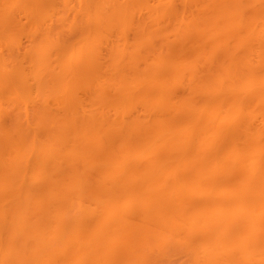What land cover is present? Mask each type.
Listing matches in <instances>:
<instances>
[{
  "label": "bare ground",
  "instance_id": "obj_1",
  "mask_svg": "<svg viewBox=\"0 0 264 264\" xmlns=\"http://www.w3.org/2000/svg\"><path fill=\"white\" fill-rule=\"evenodd\" d=\"M11 0H0V11H1V13H0V22L3 24L2 26H0L1 28L0 29H3V30H1L2 32L4 31V27H6V28H8V29H10V28H12V27H18L19 26V24H20V26L19 27H21V22H20V19H18L19 17L21 18L22 16H20L21 15V13H22V15H23V18L22 19H26L27 17L26 16H28L29 15V17L26 19L27 21H28V23H30V17H31V19H33V15H31V14H34L33 13V11H35V9H37L38 7H40L39 8V10H37V12H39L40 11V9H41V7L44 5V4H47L48 2H47V0H35V2H33L34 0H26L25 2H24V0H23V2H22V4L21 3H19V4H17L18 2H19V0L17 1V3H15V2H13V1H15V0H12L11 2H13V4L10 2ZM29 3H28V2ZM46 1V2H45ZM52 1V0H51ZM51 1H50V5L52 4L51 3ZM55 1V0H54ZM69 1V0H68ZM68 1H66V2H68ZM84 0H82V2H83ZM89 2V4H90V1L89 0H85V2H84V4L85 3H87L88 4V2ZM92 2H91V5H90V7L92 6V4H96V5H93L92 6V8L94 9V10H92V12L90 13V14H92V16L94 15L95 17L96 16H98L97 18H101V16H100V14L103 16V14H106V13H100V10H102V9H100L101 7H103L104 6V4H106V0L104 1L105 3H102V1L103 0H96L97 1V3H96V1L95 0H91ZM119 1V2H118ZM123 0H112L111 2H108L107 1V6L109 5V3H110V7H112L111 9H112V15H116V13L118 14V13H122L123 15H120V14H118V15H116V16H118V17H114L113 16V19H111L112 20V22H115V23H113V25L115 26L114 28L116 29V26L118 27V25H119V23L121 22H119L117 19H119L120 20V18L121 19H124V22L126 23V21L128 20V19H133V18H135V15L137 14L138 15V13H139V15L138 16H143L144 15V12H147V8H146V6L145 5H143L144 4V2H146V1H148V0H142V2H140L141 0H124L123 2H122ZM144 1V2H143ZM187 1H189V3H196V1L195 0H187ZM191 1V2H190ZM201 2L200 3H202L203 1L202 0H200ZM205 1V0H204ZM251 1V2H250ZM260 1V0H259ZM259 1H253V0H248V1H246V0H208V2L207 1H205V2H207V5L209 6H206V7H202V11H199V12H202L201 13V15L202 16H200L201 18L202 17H204L203 15H206L207 17H208V22H206L205 20L203 21V19L204 18H206V17H204V18H202V21L204 22V23H207V24H201L200 23V26H202V27H204V29L202 28H199V29H201V32L200 31H197V32H195L194 34H193V30L191 29V31L192 32H190L191 33V35L193 34L194 36H193V38L191 37V35L190 34H187L186 32L188 31L187 29H185V30H187L186 32H183L182 33V35H181V38L183 39H181V43H184V44H186L188 41H186V39H184V37L183 36H187L186 38H189V37H191V39H192V42L193 43H195V41H196V43H197V40H198V42L200 43V41L201 40H208V42L206 43L205 42V45L204 44H202V45H204V46H206V45H208L209 44V41L211 42L210 44H209V46L207 47L208 48V51H206V49H205V51H206V54H205V61L206 62H203L206 66H204V69H202V71H203V73L204 74H206L207 72V74H209V75H207L206 74V76L205 77H207V78H205L204 80H201V78L202 77H200L199 75H200V73H199V75H196L195 74V72L194 71H192V70H195V69H191L190 67H192V66H190V67H188L189 65H187V64H185V65H187V67H188V69L186 68V66L181 62H179L178 60V62H175V64L176 63H178L177 64V66H175V67H173V68H177V69H172L173 71V73H175L176 74V76H179V75H177L178 73H180L181 72V70L182 71H187V72H190V71H192V74H191V72L190 73H184L183 75H185L187 78H184V79H186V81H188L187 82V84L188 83H190V85H191V88L190 89H194L195 87H194V85H192L193 84V82L195 83L196 81H199L200 80V84L201 85H203V83H202V81L203 82H205V84H204V87L205 86H207L208 85V88L206 89V90H208L207 92H208V95H206V93L204 92L205 91V88H202L203 86H201V85H197L196 83H195V86L197 85L198 87L199 86H201V87H199V90H198V87H197V89L195 88V90H191V91H197V93H198V91H201L202 90V92L206 95H204V94H201L200 92V95H204L203 97L205 98H203L204 100H206V102L201 106L200 105V103H195V100H196V98L198 99V100H201L202 99V96L200 97V96H198L199 95V93L197 94V96H195L196 95V93H195V97H194V101H193V99L190 101V100H188V101H190V103H191V105H189L190 106V109L191 108H193V107H195V108H193L194 110L192 111V109L191 110H189L190 112H191V114H190V112L189 113H185V114H182V113H179V115H181V116H179L178 115V112H180V110H181V108H180V106H181V104H179L177 101L178 100H176L177 98H178V93H176L175 94V92H177V90L175 89V87H173L170 83H162V84H165V85H161V86H163L162 88H164V89H162V88H158L159 90H158V92L159 93H161L160 94V96L158 97V96H156V95H158V94H155V96H156V98L158 97L159 98V100L158 99H154V97L155 96H153V94L157 91V89H155L152 85L151 86H147L146 84H147V82H149V80H152L151 78H150V75L147 77V80L148 81H146V82H144V81H142V80H139V81H136L135 83H138V84H135L134 86H133V84L132 85H130V84H128V85H126L125 84V86L126 87H123V90H115V89H113V90H115V92L114 93H112V92H110V90H112V88L109 86V84H111L113 81L115 82L116 80L117 81H119L120 79V81H123V76H122V74H121V72H119L120 70H121V68H122V66H121V64H120V62H118L117 63V61H115L114 59L113 60H111V62H110V59H112V58H107L106 60L108 61V62H110V64L111 63H114V64H116L117 63V65L118 64H120V65H118V66H116V65H109L108 63H106V65H105V62H104V64H102V62H100V60L101 59H99L98 57V53H96V51H97V49L95 50V49H91L92 51H90L87 47H86V49H87V51L89 52V53H91V55H89V57L90 56H92V57H88L87 55L89 54L87 51H86V49H84V51H86V53H87V55H85L86 57H88L87 58V60H86V58H85V60H86V62L84 61V58L82 57V59L79 57V59L80 60H77L78 59V57L76 58V56L74 57V58H76V59H73V57H72V60H71V58L68 60V62H70V63H65V64H67V65H63L64 66V68L63 69H61V71H63L65 74H68L69 73V75H67V76H65L66 77V79H65V77H62L61 76V73L59 72H55L53 69L56 67H53V66H51L50 68L53 70V72H55V74H59L60 76H59V78H61V79H63L64 78V80L67 82H69V79H72V76H71V78H68L70 75H73L74 73L76 74V75H74V78L72 79V80H70V83H71V85H65L66 87H64V89L65 88H68L69 87V89H70V93L72 92V90H73V86H72V83H76V84H79V81H81L80 79H79V81H78V83L77 82H74V79H75V77H77V78H81V79H83V80H85L84 81V83H88L89 81V87L88 88H92L93 87V85H94V82H95V85L96 86H99L98 87V92H92L93 91V89H94V87H93V89H90V91L92 92H89V93H91V95H93L94 96V98L96 99L95 101L96 102H94V103H96V105H98L99 107H100V109H101V107L102 106H104V108L105 107H107L106 109H107V111H108V107H109V109H119L120 107H121V105H122V109L123 110H121V109H119V110H121V112L119 113V111H116L115 110V112H113L114 114H115V118H114V121L113 122H115V124L113 125V126H111V125H109V123L111 122L112 123V121H108L102 114V116L103 117H100L101 115L99 114V119H97V120H94V119H96L95 117H91L90 116V118H89V121L87 120V119H85V121H86V123H85V121H82V123L80 124V123H66V119H64L62 116L63 115H59L58 113H52V112H50L49 113V111L46 113L45 111V114H43V115H46V114H49V115H46V117H48L47 119H48V122H46L47 124H51V125H53L54 123H56V124H54L53 125V131H47V132H49V133H51L53 136H49L48 137V139H51L50 141H49V143H47V145H45V147L43 146V149L41 150V154H39V153H34L33 151L35 150V148H33V146H35V144L34 145H32V144H30L29 143V138H31L30 136H32V135H30V134H32V132H28L29 133V136L27 135L28 133H25V131L24 130H21L22 129V125L21 124H23L22 122H21V124H19V122H17L18 120L17 119H15L14 121H16V124H17V127H18V124H19V127L20 128H17L16 127V129L18 130V131H20L19 132V134H17V136H19V139L18 138H15L14 140L16 141V142H20V145L17 143L16 145H15V147H17V148H14V150H12L13 152H11V151H9V150H7V155H9L8 157H6V158H4V160L3 159H0V228H1V226H2V228L0 229V248H2V250H0V252H1V254L2 253H4V254H0L1 256L0 257H2V258H0L1 260H0V264H9V263H7V261H5V260H8V262H10L11 260H14L13 258H14V256H12L15 252H18V254L20 255V256H18L19 258H16L17 257V255L18 254H14V255H16V262L18 261L17 259H19V261L18 262H20L21 260H23L25 257H23L22 258V256L25 254H20V252L21 251H23V250H25V249H23V250H21L20 248L21 247H24V246H21L20 248H16L17 250H21L20 252L19 251H15V249L12 251V252H10V254H8V252H7V250L6 249H8L7 247H1L2 246V244H3V240L4 239H8L9 241H12V240H10V237H8L7 235H9V233H13L14 234V232H13V230L15 229L16 231H17V229H20L21 231H22V229H23V226H21L20 227V224L22 223L23 225L25 224V228H27L26 226H28V225H26V223L24 222L25 220H24V217H26L27 215H23V219L22 220H24L23 222L21 221V219L19 218V217H22V213H21V215L20 216H17L18 214H20V213H18L17 214V212H24V208L23 207H25V206H23L22 207V205H23V202H25V200L27 201V199H26V197H27V194L26 193H30V192H32L31 194H29L28 193V197L30 196V195H33L34 193H36L35 195H33V196H35L34 198H37V196H38V199L39 200H37V201H41L40 203H42L43 202V200H44V204H43V207L47 210H45V209H43L41 212H38L42 217H43V215L45 214V212H46V217L44 216L43 217V219H42V222L46 225V226H44V228L47 230V229H50V232L48 231L47 233L49 234V233H51V228H53V226H54V228L55 229H60V228H65L66 227V219L64 218V220H62L63 218V214H64V210H62V209H65L66 210V208H71L75 203H76V201H77V199L76 200H74L77 196H79V195H81L82 194V192L84 191V190H86L87 188H85V187H87V186H84L85 185V179L87 178V176H88V178L86 179V181H88V180H90V181H94V182H92V186L93 187H95L94 189L96 190V192H94V199L96 200V199H98V190H97V184L99 183H102V184H105L104 182H102V180H105V179H107L108 178V180H109V178H112L113 180L112 181H114V180H116L114 183H116V184H114L115 186H118L120 183L122 184V185H124V184H126V186H128L127 184V182L129 181L130 183L132 182V184H134V185H131L130 183V185L131 186H134L133 188V190H131L132 188L130 187V186H128L129 188H131L130 190L127 188L126 189V192H127V196H126V200H124V201H126V202H128L127 203V206H129V205H131V203L135 206V205H138L139 207L140 206H142V208H144V210L142 209H140V212H142L144 215H142V214H140V215H142L141 217H142V221L144 220L145 221V219L148 217V216H150V215H152L153 217H155V218H157V220L159 219V220H161L162 221V223L163 222H165V224L167 223V222H171V224H172V222H174L175 220H179L180 218H182V219H184V220H186V223H187V221L189 222L188 223V225H189V227L191 228V231H194V232H205V233H207V232H209V234L210 233H212V235L213 234H217L218 233V235L219 236H221V234H222V232H223V235H224V232H232L233 234H234V232H241V234L240 235H242V234H245V238H247L246 237V235L247 234H249L250 236H251V239L254 241L255 240V237L257 236V237H260V236H264V213H260L259 211L256 213L255 211H257L256 209H257V207H259L258 208V210L260 209V207H261V209L264 207V51H259L260 52V54L256 57L255 55H253L252 54V52H254L253 50H256V49H264V40H263V43H259V45L257 46V48H252L253 47V45H252V43L254 44V43H256V42H253L252 40H254V35H256L255 34V32L258 30V29H260V31L258 30V32L257 33H264V4H263V6H262V2H259ZM21 2V1H20ZM38 2V3H37ZM42 2H44V3H42ZM99 2V3H98ZM169 2V3H168ZM173 2V1H172ZM184 2V1H183ZM211 4H210V3ZM248 2H250L251 4H252V11H253V13L255 14V18L254 17H250V19L251 18H254V19H251V20H248V19H246L247 17H245V15H246V9H248V5H250V3H248ZM32 3H34L33 5V7H35V9L32 11V9H33V7H32ZM43 5H42V4ZM54 3V2H53ZM60 3V2H59ZM100 3H102V4H100ZM111 3H112V5H111ZM137 3V4H136ZM141 3H142V5H141ZM170 5H168V4ZM167 3L164 5L163 4V6L161 7L162 8V12H163V10H165L168 6V9H166L165 11H167L168 12V10H169V12L168 13H170L171 14V12H172V15H173V9H172V5H171V1L170 0H168L167 1ZM197 3L198 4H200L199 3V1H197ZM24 4V6H22ZM31 4V6H29V5ZM36 4L38 5V7H36ZM66 4V3H65ZM83 4V3H82ZM87 4H85V6L87 7V8H85L86 10H88L89 8H88V6H89V4H88V6H87ZM97 4L99 5V6H101L100 8H98V6H97ZM140 5V7H139V5ZM27 5V6H26ZM40 5H42V6H40ZM48 5H49V3H48ZM54 5V4H53ZM53 5H51V6H53ZM103 5V6H102ZM17 6V7H16ZM21 6V7H20ZM27 8H26V7ZM46 7H47V5H45ZM56 6V5H55ZM59 6H60V4H59ZM74 6V5H73ZM78 6V5H77ZM96 6H97V8L98 9H100L99 11H98V9L96 8ZM131 6V7H130ZM134 6V7H133ZM143 6L145 7V8H143ZM166 6V7H165ZM197 5H195L194 7H196ZM14 7V8H13ZM16 7V8H15ZM23 7H25V8H23ZM29 7V8H28ZM66 7L68 8V9H70V6L68 5H66ZM128 7H130V8H128ZM194 7H193V9H194ZM19 8H20V11H22L21 13H20V11H19ZM32 8V9H31ZM43 8V7H42ZM54 9H55V7H53ZM53 8H51V9H53ZM58 7H56V9L55 10H58L57 9ZM82 8H83V6H82ZM95 8L97 9L96 11H98L100 14H98L97 12H95ZM104 8H106V7H104ZM135 8H137V10L135 9ZM191 8V7H190ZM205 8V9H204ZM2 9V10H1ZM13 9H17L18 11H19V17H18V15L16 14V12H17V10H16V12H14L15 10H13ZM22 9H24V10H22ZM30 9V10H29ZM46 9V8H45ZM45 9L44 10H42L43 12H45L46 13V11H45ZM51 9H47V10H49V11H51ZM61 9V8H60ZM91 9V8H90ZM130 9L132 10V11H130ZM141 9V10H140ZM143 9V10H142ZM146 9V10H145ZM170 9H171V11H170ZM189 9V8H188ZM192 9V10H193ZM200 9V8H199ZM203 9H204V11H203ZM5 10H8L7 12H5ZM27 10V11H26ZM82 10V9H81ZM135 10V11H134ZM145 10V11H144ZM184 10H186V9H184ZM201 10V9H200ZM3 11V12H2ZM29 11V12H28ZM41 11V12H42ZM48 11V12H49ZM54 11V10H53ZM103 11H105V10H103ZM115 13H114V12ZM138 11H140V12H138ZM141 11H142V13H141ZM208 11H210V13L211 14H207L206 12H208ZM249 11V10H248ZM247 11V12H248ZM11 14H10V13ZM25 12H27V14L28 15H26L25 14ZM32 12V13H31ZM41 12H39V13H35L36 15H35V17L38 15V14H40L41 15ZM52 12V11H51ZM58 12V11H57ZM69 12V11H68ZM74 12V11H73ZM86 12V11H85ZM107 12V11H106ZM133 12V13H132ZM166 12V13H167ZM198 12V13H199ZM245 12V13H244ZM9 16H7L6 14ZM12 13H15L16 15H17V17H16V15H14L13 14V18H12ZM60 13V12H59ZM66 13V12H65ZM97 13V15H95V14ZM141 13V14H140ZM156 13V12H155ZM154 12L152 13V14H154L155 16H150L149 18L151 19V18H153V17H155L156 18V14H155ZM204 13H206V14H204ZM5 14V16H2V15H4ZM10 14V15H9ZM51 14V13H50ZM49 13H48V15H50ZM78 14H80V13H78ZM86 14V13H85ZM84 14V15H85ZM89 14V15H90ZM128 14H134V15H132V16H130L129 15V17L127 18V15ZM143 14V15H142ZM53 15H54V12H53ZM55 15H56V13H55ZM77 15V14H76ZM83 15V14H82ZM126 15V16H125ZM44 16V15H43ZM91 16V15H90ZM100 16V17H99ZM105 16V15H104ZM109 16V15H108ZM108 16H107V18H108ZM121 16V17H120ZM122 16H123V18H122ZM134 16V17H133ZM138 16H136V17H138ZM169 16V14L167 15V17ZM196 16H198V15H196ZM195 16V17H196ZM6 17V18H5ZM11 17V18H10ZM35 17H34V23H35ZM77 17V16H76ZM75 17V18H76ZM95 17H91L90 18V20H88L90 23H88L89 25H93V19L95 18ZM120 17V18H119ZM131 17V18H130ZM159 17V16H158ZM170 17V16H169ZM195 17H194V20H195ZM37 18V17H36ZM41 18H42V16H41ZM71 18V17H70ZM69 18V19H70ZM80 18V17H79ZM87 18V17H86ZM103 18V17H102ZM125 18H126V21H125ZM192 18V17H191ZM210 18V19H209ZM9 19V20H8ZM46 19H47V17H46ZM78 19V18H77ZM88 19H89V16H88ZM99 19H94V21L95 20H98V21H100ZM136 19V18H135ZM135 19H133V20H135ZM158 19V18H157ZM170 19V18H169ZM174 19V18H173ZM196 19H199V18H196ZM207 19V18H206ZM4 20V21H3ZM37 20H38V18H37ZM40 20V19H39ZM44 20V19H43ZM56 20V19H55ZM60 20V19H59ZM87 20V19H86ZM104 20V19H103ZM102 20V21H103ZM108 20V19H107ZM116 20V21H115ZM129 20V21H130ZM138 19H136V21H137ZM153 20H154V18H153ZM178 20V19H177ZM200 20V19H199ZM249 21V22H247V21ZM256 20V22H254ZM16 21V22H15ZM26 21V22H27ZM65 22H66V20H64ZM72 21V20H71ZM123 21V20H122ZM151 21V20H150ZM159 21V20H158ZM7 22V23H6ZM11 22H12V24H11ZM20 22V23H19ZM32 22V21H31ZM39 21H37V23H38ZM43 22V21H42ZM57 22V21H56ZM68 22V21H67ZM86 22V21H85ZM95 22H97V21H95ZM105 22V21H104ZM104 22L103 23H101V21H100V24H102V25H104ZM111 22V21H110ZM117 22V23H116ZM123 22V24L121 23L120 25H124L125 23ZM139 22V21H138ZM0 23V24H1ZM6 23V24H5ZM9 23V24H8ZM14 23V24H13ZM17 23V24H16ZM37 23H36V25H37ZM75 23H76V20H75ZM92 23V24H91ZM140 24H142L141 22H139ZM155 23H157V22H155ZM154 23V24H155ZM257 23H259L258 24V26H256V24ZM32 23H30V25H31ZM66 24V23H65ZM68 24H71V22L70 23H67L66 25H68ZM74 24V23H73ZM95 24V23H94ZM98 24V23H97ZM96 24V25H97ZM100 24H98L97 26H95L94 25V28L96 27H101V26H99ZM118 24V25H117ZM129 24V23H128ZM127 24V25H128ZM134 24H136L137 25V23H135V21H134ZM153 24V23H152ZM160 24V23H159ZM197 24V25H196ZM211 24V25H210ZM8 25V26H7ZM10 25V26H9ZM33 26H36V25H34V24H32ZM53 25H54V22H53ZM63 25H64V23L62 24V27H63ZM72 25V24H71ZM76 24H74L73 26H75ZM190 25V24H189ZM199 24L198 23H195V22H193L192 23V26L191 27H193L194 26V28L195 27H197ZM206 25V26H205ZM49 25H47V27H48ZM69 26V25H68ZM133 26H135V25H133ZM138 26V25H137ZM136 26V27H137ZM140 26V25H139ZM139 26H138V28H139ZM37 28L39 27V26H36ZM65 27V26H64ZM69 27H72V26H69ZM102 27H104V26H102ZM101 27V28H102ZM107 27V26H106ZM123 27H125V26H123ZM136 27H135V29H136ZM159 27V26H158ZM5 28V30H7ZM45 28V27H44ZM60 28V27H59ZM66 28V30H67V27H65ZM76 28V27H75ZM95 28V29H96ZM126 28V27H125ZM132 28H134V27H132ZM137 28V29H138ZM153 28H155V27H153ZM152 28V29H153ZM187 28V27H186ZM189 28V27H188ZM193 28V29H194ZM197 28V29H198ZM208 28L210 29L209 31L210 32H208L207 33V31H208ZM19 29V28H18ZM39 29V28H38ZM37 29V30H38ZM86 29V28H85ZM15 31H16V29H14ZM13 30V31H14ZM65 30V31H66ZM72 30H74V29H71V31ZM76 30V29H75ZM88 30V29H87ZM117 30V29H116ZM140 30V29H139ZM182 30V29H181ZM195 30V29H194ZM10 32H11V30H9ZM45 31V30H44ZM69 31V30H68ZM68 31H66V33H68ZM95 31H97V30H95ZM113 31V30H112ZM155 31V30H154ZM2 32H0L1 33V35L0 36H2V34L4 33H2ZM9 32V34L11 35V33ZM53 32V31H52ZM103 32V31H102ZM105 32V31H104ZM157 32V31H156ZM189 32V31H188ZM246 33V32H248L246 35L245 34H243V33ZM46 33V32H45ZM60 33H63L62 31H60ZM73 33V32H72ZM76 33V32H75ZM75 33H73V34H75ZM120 33V32H119ZM211 33V37H214L213 39H214V41L216 40V44H215V42L213 41V40H209L208 38H206V36L208 35V34H210ZM213 33V34H212ZM64 34V33H63ZM78 34H80V33H78ZM84 34V33H83ZM82 34V35H83ZM92 33L90 32V34H89V36L90 37H93L92 35H91ZM97 34V33H96ZM95 34V35H96ZM118 34V33H117ZM124 34V33H123ZM123 34H122V36H123ZM185 34V35H184ZM9 35V36H10ZM52 35V34H51ZM61 35V34H60ZM70 35H72L71 33H70ZM121 35V34H120ZM119 35V36H120ZM213 35V36H212ZM215 35V36H214ZM4 36H8V35H6V33L5 34H3V37ZM62 36V35H61ZM75 36H77L76 34H75ZM86 36V35H85ZM88 36V37H89ZM102 36V35H101ZM259 36V35H258ZM3 37L1 38V39H3ZM79 37V36H78ZM103 37V36H102ZM118 37V36H117ZM121 37V36H120ZM209 37V36H208ZM218 37V38H217ZM13 38V37H12ZM48 38V37H47ZM73 38V37H72ZM74 38H76V37H74ZM119 38V37H118ZM122 38V37H121ZM121 38H119V39H121ZM204 38V39H203ZM222 38H224V39H222ZM226 38V39H225ZM227 38L228 39H232V40H234L235 41V45L237 46V44L239 45V46H234V47H236V48H234L235 50L238 48V51H239V49L240 50H242L241 52H239V53H241L239 56L237 55V54H239L238 52H236L235 53V50H234V53L232 52V47H229V46H227V47H229V48H227L226 49V46L224 45V42L227 40ZM256 38V37H255ZM259 38H262V37H259ZM7 39H10V38H8L7 37ZM78 39V38H77ZM88 39V38H87ZM90 39V38H89ZM87 40V41H90V40H92V39H90V40ZM104 39V38H103ZM106 39H108V38H106ZM125 39H127V38H125ZM194 39V40H193ZM219 39H221V41L219 40ZM258 39V38H257ZM10 40H12V39H10ZM13 40H14V38H13ZM34 40V39H33ZM70 40H72V39H70ZM76 40V39H75ZM101 40V39H100ZM99 40V41H100ZM122 40V39H121ZM123 40H124V38H123ZM146 40V39H145ZM184 40L186 41V42H184ZM200 40V41H199ZM223 40V41H222ZM1 41V40H0ZM9 41V40H8ZM32 41V40H31ZM41 41V40H40ZM43 41V40H42ZM85 41H86V39H85ZM98 41V40H97ZM213 41V42H212ZM219 41V42H218ZM255 41V40H254ZM5 43V40L3 39L2 41H1V43ZM46 42V41H45ZM55 42V41H54ZM92 43L94 42V41H91ZM102 42V41H101ZM101 42H99V43H101ZM227 42V41H226ZM252 42V43H251ZM0 43V44H1ZM2 43V44H3ZM33 43V42H32ZM49 43V42H48ZM63 43V42H62ZM66 43V42H65ZM69 43V42H68ZM68 43H66L67 45H69ZM76 43V42H75ZM84 43V42H83ZM90 42H88V44H89ZM109 43V42H108ZM116 44H117V42H115ZM237 43V44H236ZM37 44V43H36ZM54 45L56 44V43H53ZM58 44V43H57ZM61 44V43H60ZM70 44H71V42H70ZM82 44V43H81ZM91 44V43H90ZM112 44V43H111ZM111 44H110V47H111ZM189 44V43H188ZM198 44V43H197ZM212 44V45H211ZM223 44V45H222ZM230 44V43H229ZM233 44H234V42H233ZM72 45V44H71ZM75 45V44H74ZM103 44H101V46H102ZM211 45V46H210ZM214 45V46H213ZM221 46V47H219V46ZM231 45V44H230ZM46 46L47 45H45V48H46ZM49 46H50V44H49ZM48 46V47H49ZM85 46H86V44H85ZM87 46H90V45H87ZM93 46H94V44H93ZM96 46V45H95ZM105 46V45H104ZM223 46H225L223 49H222V47ZM44 47V46H43ZM48 47H47V49H48ZM52 47H53V45H52ZM62 47H63V44H62ZM62 47H60V48H62ZM68 47V46H67ZM103 47V46H102ZM106 47H109V46H107L106 45ZM113 47H115V45H113ZM168 47V46H167ZM210 47V48H209ZM34 48V47H33ZM36 48V47H35ZM59 48V47H58ZM64 48H65V46H64ZM78 48H79V46H78ZM91 48V47H90ZM95 48V47H94ZM136 48V47H135ZM169 48H170V46H169ZM171 48H172V46H171ZM52 50V56H51V50ZM50 49H48V51L47 50H45L47 53H48V55H49V57L51 56V58H53V60L51 59V58H49L48 56H47V54H45L46 52H44V50H43V56L41 55V52L38 54V60L40 61V58L42 59L43 57H44V54L47 56V59H46V56L44 57V61L46 62V60L47 61H52V65H55L54 63H56V61L58 62V60H57V58H59V57H57L58 56V53H60L61 52V50H57L56 51V49H52V48H50ZM113 49H115V50H117L116 48H113ZM166 49V48H165ZM182 49H184L185 50V47L183 48V46H182ZM181 49V50H182ZM230 49V50H229ZM253 49V50H252ZM35 50V49H34ZM64 50V49H63ZM66 50L67 49H65L64 50V52H62V55L63 56H61V54H60V57H64L65 55H64V53L66 52ZM78 51H79V49H77ZM119 50H120V48H119ZM119 50H118V52H119ZM130 50V49H129ZM134 50V49H133ZM168 50H171V49H168ZM184 50H182V51H184ZM223 50H225V52L224 53H222L223 55H224V57H223V60H225V61H223V63L220 65L221 67L220 68H222V69H218L219 70V73L217 74V71L215 72L214 71V68L212 67L215 63H214V59H213V56H215L216 55V52L218 53V51H219V53H221V52H223ZM227 50H228V52L229 53H227ZM33 51V50H32ZM37 51V50H36ZM53 51H55L57 54L56 55H54L53 53H55V52H53ZM58 51H60V52H58ZM71 51H73V49H71ZM76 51V50H75ZM124 53H126V50L124 49ZM137 52H138V50H136ZM182 51H181V53H182ZM197 51H199L198 49H197ZM221 51V52H220ZM81 52V50L79 51V52H77L76 54H78V53H80ZM98 52V51H97ZM110 52V51H109ZM112 52L113 53H116V52H114V50H112ZM121 53H122V49H121V51H120ZM199 52H201V51H199ZM203 52V51H202ZM68 53H70V51H68ZM73 52H71L70 54H72ZM75 53V52H74ZM94 53V54H93ZM97 55H96V54ZM99 53H100V51H99ZM130 53V52H129ZM133 53V52H132ZM214 53H215V55H214ZM254 53H258V52H254ZM69 54V55H70ZM112 54V53H111ZM111 54H109V56L111 57V56H113V55H111ZM120 54V53H119ZM126 54H128V51H127V53ZM131 54V53H130ZM137 54V53H136ZM222 54H219V55H222ZM36 55V54H35ZM54 55V56H53ZM69 55H67V56H69ZM81 55V54H80ZM80 55H78V56H80ZM96 55V56H95ZM122 55H124V54H122ZM140 55V54H139ZM195 55V54H194ZM200 55V54H199ZM222 55V56H223ZM225 55H226V59H224L225 58ZM41 56V57H40ZM72 56V55H71ZM74 56V55H73ZM95 56V57H94ZM120 56V55H119ZM252 56L253 57H256L258 60H257V62L256 63H254V64H252L251 63V61H252ZM97 57V58H96ZM127 56H125V58H126ZM130 57H132V55L130 56ZM200 57H201V55H200ZM203 57V56H202ZM30 58V57H29ZM31 58H33L32 57V55H31ZM93 58H94V60H93ZM102 58V57H101ZM123 59H124V57H122ZM135 58H136V55H135ZM143 58V57H142ZM141 58V60H140V62L141 61H143V59ZM165 58V57H164ZM163 58V59H164ZM182 58H183V56H182ZM215 58V57H214ZM218 58V57H217ZM221 58V57H220ZM28 59V58H27ZM36 59V58H35ZM46 59V60H45ZM65 59V58H64ZM63 58L60 60V61H62V64H63V60H64ZM68 59V58H67ZM89 59H90V61H92V63H89L90 61H89ZM92 59V60H91ZM136 59H138V58H136ZM198 59H199V57H198ZM219 59V58H218ZM75 61V62H77L76 64H75V66L73 65V62L72 61ZM102 60H103V58H102ZM106 60H104V61H106ZM122 60V59H121ZM125 60H127V58L125 59ZM129 60H130V58H129ZM132 60H134L133 59V57H132ZM146 60V59H145ZM144 60V61H145ZM154 60V59H153ZM186 60V59H185ZM200 60V59H199ZM221 60H222V58L220 59V61L219 60H217V62L219 61L220 63H221ZM29 61L30 60H28L27 61V63L29 64ZM43 60H42V62L41 63H39V62H37V63H39V64H37V65H39L38 66V68H37V66L35 65V70L37 69L38 71H39V73H43V70L42 69H44L45 70V68L46 67H42V63L44 62ZM50 61H49V63L48 62H46V63H48L49 65H51L50 64ZM106 61V62H107ZM128 61V60H127ZM126 61V62H127ZM136 61V60H135ZM138 61H139V59H138ZM143 61V62H144ZM156 61H157V59H156ZM161 61H162V59H161ZM165 61V60H164ZM181 61V60H180ZM188 62H189V60H187ZM192 61V60H191ZM74 62V63H75ZM84 62H85V64L88 62V64H86V65H88L87 67H89V65L90 66H92V67H94L95 66V64H97V66H95V68L93 69L92 67H90L89 69H87L86 68V66H84ZM116 62V63H115ZM132 62V61H131ZM142 62V63H143ZM160 62V61H159ZM192 62H195V61H192ZM200 62V61H199ZM93 63H95L94 65H93ZM128 63V62H127ZM127 63H125V65L127 64ZM149 63V62H148ZM165 63V62H164ZM190 63V62H189ZM203 63H199V64H202L203 65ZM27 64V65H28ZM33 64V63H32ZM40 64H41V66H40ZM45 64V63H44ZM43 64V65H44ZM70 64H71V66H70ZM92 64V65H91ZM152 64V66H153V63H151ZM155 64V63H154ZM183 66H185L184 67V69H186V70H183L182 69V65ZM59 65V64H58ZM72 65H73V67L74 68H76V69H74L73 67H72ZM165 64H163V66H164ZM218 65H219V63H218ZM33 66V65H32ZM45 66H47V64H45ZM60 66V65H59ZM70 66V67H69ZM108 66H115L116 68H112V67H108ZM162 66V67H163ZM30 67V66H29ZM49 66H47V68H48ZM67 67L70 69L71 68V71L73 70V73H70L69 71L67 72L66 70H67ZM151 67V65L149 64V66L147 67L148 68V71H149V69H152V67ZM197 67H199V66H197ZM206 67V68H205ZM215 67V66H214ZM31 68V67H30ZM66 68V70H64ZM73 68V69H72ZM108 68V69H107ZM123 68H125V67H123ZM158 68V67H157ZM164 68V67H163ZM166 68V67H165ZM191 70H190V69ZM193 68V67H192ZM195 68V67H194ZM203 68V67H202ZM216 68H217V66H216ZM216 68H215V70H216ZM219 68V67H218ZM244 68V69H243ZM28 69V68H27ZM33 69V68H32ZM49 69V68H48ZM47 69V70H48ZM57 69V68H56ZM55 69V70H56ZM105 69H106V71H105ZM112 69V70H111ZM135 69H138V67L136 68L135 67ZM179 69H180V72H178V73H176L177 71H179ZM240 69H242L244 72H240V75H241V77H242V74H244V73H246L245 74V77H246V79L248 80V81H250V85H249V87H243V84H245V83H247V82H245V83H242V81H243V79L241 78V77H238V74H239V71H240ZM1 70V69H0ZM26 70V69H25ZM25 70H24V72H25ZM29 70V69H28ZM36 70V72H38ZM59 70V69H58ZM75 70V71H74ZM77 70V71H76ZM90 70V71H89ZM92 70V71H91ZM111 70V71H110ZM116 70V71H115ZM154 70H156V68L154 69ZM166 70V69H165ZM190 70V71H189ZM197 68H196V73H197ZM201 70V69H200ZM239 70V71H238ZM258 70V71H257ZM259 70H260V73H259ZM2 71V70H1ZM31 71V70H30ZM50 71V72H49ZM49 71H45L46 72V76H47V78H50V83H52L51 81H52V79H53V77H54V74H53V72L49 69ZM57 71V70H56ZM108 71V72H107ZM110 71V72H109ZM113 71V72H112ZM115 71V72H114ZM124 71V70H123ZM147 71V72H148ZM160 71V72H159ZM159 73H162L163 71H164V69L163 70H160L159 69ZM22 72V71H21ZM32 73L31 74H33L34 72L33 71H31ZM52 72V73H51ZM67 72V73H66ZM79 72V74H77ZM82 72V73H81ZM93 72V73H92ZM118 72V73H117ZM157 72V71H156ZM155 72V73H156ZM158 72L156 73V74H158ZM166 72L167 71H165V72H163L162 74H160L161 76H162V81H164V77H165V79H168V78H166V77H168L167 76V74H168V72H167V74H166ZM193 72H194V75H193ZM210 72V73H209ZM212 72H214V73H212ZM254 72H257L258 74H256V73H254ZM29 73V72H28ZM85 73H86V75H85ZM91 75H90V74ZM97 73V74H96ZM103 73H104V76H103ZM108 73H110V74H108ZM114 73H116V74H114ZM152 73V72H151ZM242 73V74H241ZM254 73V74H253ZM5 74V73H4ZM30 74V73H29ZM48 74H49V76H48ZM57 74V75H58ZM63 74V73H62ZM81 74H83V75H81ZM94 74V75H93ZM108 74V75H107ZM114 74V75H113ZM156 74H153V77H154V75L156 76ZM175 74H173V79H171L172 81L174 80L175 82H177V84L180 82V81H178L179 79L181 80V79H183V76H182V78H181V76H180V78H178V80L177 79H175L176 77H175ZM189 74V75H188ZM1 75V74H0ZM34 75V74H33ZM43 75V74H42ZM51 75V76H50ZM52 75H53V77H52ZM78 75H79V77H78ZM146 75H148V74H146ZM180 75H182V73L180 74ZM190 75L191 76H193L194 77V79H196L195 81H193V82H190V81H192V79H193V77L191 78L190 77ZM221 75V77H219V78H217V76H220ZM2 76V75H1ZM6 76H7V74H6ZM44 76V75H43ZM88 76V77H87ZM90 76V77H89ZM107 76H108V78H107ZM109 76H110V81L109 80H103V79H109ZM113 76H116V77H113ZM8 77V76H7ZM29 77V76H28ZM35 77V76H34ZM52 77V78H51ZM84 77H86L85 79H84ZM175 77V78H174ZM188 77L190 78L189 80H188ZM195 77H197V78H195ZM216 77V78H215ZM244 77V78H245ZM31 78V77H30ZM29 78V79H30ZM38 78V77H37ZM55 78V77H54ZM58 78V77H57ZM90 78V79H89ZM91 78H93L92 80H91ZM95 78V79H94ZM97 78V79H96ZM100 78V79H99ZM103 78V79H102ZM113 78V79H112ZM118 78H119V80H118ZM155 78V77H154ZM171 78V77H170ZM239 78H241L240 80H239ZM1 80H0V82L1 81H3V79H4V77H3V79L2 78H0ZM8 79V78H7ZM10 79V78H9ZM24 79V78H23ZM27 79V78H26ZM44 79H45V76H44ZM43 79V80H44ZM86 79H88V80H86ZM125 79V78H124ZM129 79V78H128ZM210 79H211V81H212V83H211V81H210ZM35 80V79H34ZM55 80V79H54ZM82 80V81H83ZM100 80V81H99ZM101 80H103V81H101ZM113 80V81H112ZM126 80V79H125ZM177 80V81H176ZM207 80V81H206ZM6 81V80H5ZM4 81V82H5ZM36 81V80H35ZM39 80H37V82H38ZM47 81V80H46ZM59 81V80H58ZM72 81V82H71ZM81 81V83H80V85H83L82 82ZM87 81V82H86ZM98 81V82H97ZM112 81V82H111ZM129 81H131V80H129ZM183 81V80H182ZM185 81V80H184ZM183 81V82H184ZM185 81V82H186ZM210 81V82H209ZM8 82V81H7ZM44 82H45V80H44ZM66 82H65V84H66ZM67 82V84H69ZM97 82V83H96ZM104 84H103V83ZM108 82V83H107ZM155 82V81H154ZM175 82H173V83H175ZM210 83V84H207V83ZM259 82H261L260 84L261 85H259L258 86V84H259ZM49 83V82H48ZM106 83V84H105ZM116 83V82H115ZM124 83V82H123ZM146 83V84H145ZM151 83H153V81L152 82H150L149 84H151ZM156 83V82H155ZM172 83V84H173ZM182 83V82H181ZM192 83V84H191ZM258 83V84H257ZM1 84L2 83H0V87H1ZM87 84V85H88ZM91 84H93L92 85V87H90L91 86ZM99 84V85H98ZM104 86H103V85ZM113 84V83H112ZM141 84V85H140ZM143 84V85H142ZM176 84V83H175ZM174 84V85H175ZM4 85H6V84H4ZM35 85V84H34ZM48 85V84H47ZM47 85H46V87H47ZM51 85V84H50ZM59 85H60V83H59ZM102 85V86H101ZM106 85V86H105ZM108 85V86H107ZM122 85V84H121ZM124 85V84H123ZM137 85V86H136ZM170 87H168V86ZM185 85V84H184ZM189 85V84H188ZM188 85H186L187 87H188ZM3 86V85H2ZM76 86V85H75ZM95 86V87H96ZM117 86H119V84L117 85ZM131 88H129V87ZM133 86V87H132ZM139 86H141V87H139ZM147 86V87H146ZM54 87V86H53ZM73 87V88H72ZM82 87V86H81ZM83 87H84V85H83ZM112 87H113V85H112ZM138 88V90H142L141 91V93L142 92H144V96H145V94H146V98L144 99L145 100V102H144V100L142 101V102H144V106L143 107H146L144 110H146L147 112L149 111V113L152 115V117H155V118H152L151 117V119H152V121L150 120H148V117L149 116H147V122H149V123H155L154 125H155V129L156 128H158L157 126L159 125L162 129V131L159 133V135H158V138L156 137L157 135H155V137L153 136V134L151 133L153 130H148V128H147V130H144V128L143 127H141V125L140 124H138L136 121H134L133 120V118H132V122H130V120L129 121H127V120H125V119H127V118H124L125 116L124 115H126V116H128L127 114H129L130 115V117H131V112H132V110H133V108L135 107V104L134 103H132V102H134L133 100H130V99H132V96H131V90L133 89V88ZM150 87V88H149ZM167 87V88H166ZM173 87V89L171 90V88ZM211 87V88H210ZM225 88V91L226 92H224V89H222V88ZM35 88V87H34ZM43 88V87H42ZM45 88V87H44ZM78 88V87H77ZM76 88V89H77ZM79 88H80V86H79ZM78 88V89H79ZM111 88V89H110ZM117 88H119V87H117ZM144 88V89H143ZM186 88V87H185ZM72 89V90H71ZM81 89H83V88H81ZM86 89H87V87H85V89H83V90H85L84 91V93L85 94H87V92L89 91V89H88V91H86ZM96 89V88H95ZM108 91H107V90ZM125 89V90H124ZM128 89H129V91H128ZM162 89V91H160ZM177 89H180V86L177 88ZM182 89V90H181ZM180 90V94L182 93V91L184 90L185 91V89H183V88H181ZM186 89H188V88H186ZM189 89V90H190ZM204 89V90H203ZM0 90H1V88H0ZM60 90H61V88H60ZM66 90V89H65ZM65 90L63 91L64 93H69V91H68V89H67V91L65 92ZM75 90V89H74ZM73 90V91H74ZM156 90V91H155ZM221 90H223V91H221ZM53 91V90H52ZM55 91V90H54ZM81 93H82V90H79ZM95 91V90H94ZM96 91H97V89H96ZM152 93H151V92ZM154 91V92H153ZM179 91V90H178ZM209 91H210V93H209ZM211 91H212V93H211ZM214 91V92H213ZM55 92H57V91H55ZM60 92V91H59ZM58 93V92H57ZM60 93H62V92H60ZM59 93V94H60ZM78 93V91H76L75 90V93H74V96H72L71 98H75L76 96V94ZM127 93V94H126ZM137 93H138V91H137ZM136 93V94H137ZM223 93H225V94H223ZM45 94V93H44ZM55 94V93H54ZM63 94V93H62ZM72 94V93H71ZM171 94V95H170ZM173 94H175V96L173 95ZM179 94V95H180ZM50 95V94H49ZM52 95H53V93H52ZM61 95V94H60ZM70 95V94H69ZM130 95V96H129ZM149 95H151V96H149ZM191 95H192V93H191ZM226 95V97H222V96H225ZM45 96V95H44ZM92 96V97H93ZM126 96H128V97H126ZM137 96V95H136ZM141 96V95H140ZM143 96V97H144ZM153 96V98H152V100L150 99V97H152ZM175 98H174V97ZM228 96H229V98H228ZM66 97V96H65ZM67 97H69L68 95H67ZM91 97V98H92ZM124 97H126L128 100H130V101H132V102H130V101H128V100H126ZM139 97V96H138ZM170 97H171V102L174 104H172L171 102H167V101H170ZM192 97V96H191ZM207 97V98H206ZM54 98V97H53ZM57 98H58V96H57ZM57 98H54L56 101H57ZM62 97H60L59 99H61ZM70 98V97H69ZM93 98V99H94ZM123 98L126 100H124L126 103H127V105H128V108H127V105H126V103L124 104V101H123ZM168 98H169V100H168ZM188 98V97H187ZM226 98V99H225ZM44 99V101H45V98H43ZM53 99V101L51 100V102H54L55 100ZM59 99H58V101H59ZM65 98H63L62 100H64ZM136 99V98H135ZM138 99H140V98H138ZM137 99V100H138ZM175 99V100H174ZM27 100V99H26ZM30 100V99H29ZM32 100V99H31ZM35 100H37V99H35ZM34 100V101H35ZM69 100L70 99H68L67 98V102H69ZM92 100V99H91ZM149 100V101H148ZM183 100H185V99H183ZM197 100V101H198ZM28 101V100H27ZM26 101V102H27ZM61 101V100H60ZM65 101V102H66ZM72 102H73V100H71ZM70 101V102H71ZM94 101V100H93ZM122 101V102H121ZM193 101V102H192ZM202 101V100H201ZM46 102V101H45ZM62 102H64V101H61V105H63L62 104ZM69 102V103H70ZM177 102V103H176ZM181 102V101H180ZM40 103V102H39ZM42 103H44L43 101H42ZM48 103V102H47ZM139 103V102H138ZM148 103H149V106H148ZM151 103H152V105L154 104V106H152L151 105ZM168 103V104H167ZM189 103V104H190ZM202 103H203V101H202ZM33 104H35V103H33ZM38 104V103H37ZM46 104V103H45ZM49 104H50V100H49ZM55 104H59V103H55ZM67 104V103H66ZM121 104V105H120ZM193 104H197V105H194L193 106ZM47 105V104H46ZM45 105V106H46ZM120 105V106H119ZM124 105H126L125 107H126V109L124 108ZM131 105H132V110L130 109V107H131ZM143 105V104H142ZM172 105V106H171ZM176 105V106H175ZM179 105V106H178ZM33 106H35V105H33ZM40 106V105H39ZM38 106V107H39ZM42 106V105H41ZM59 106V105H58ZM130 106V107H129ZM177 106H178V108H177ZM192 106V107H191ZM200 106V107H199ZM47 107V106H46ZM56 107V106H55ZM94 107V106H93ZM99 107H96V108H98L99 109ZM150 107V108H149ZM196 107H199V108H196ZM48 108V107H47ZM95 108V109H96ZM103 108V107H102ZM183 108V107H182ZM97 109V110H98ZM125 109V110H124ZM128 109V110H127ZM96 110V111H97ZM103 110V109H102ZM130 110V111H129ZM186 110V109H185ZM185 110H183V111H185ZM3 109H2V107H0V122H1V120H3V118H4V115H5V113L3 114ZM93 111L95 112V110L93 109ZM99 111V110H98ZM105 111V110H104ZM128 111V112H127ZM143 111V110H142ZM145 111V112H146ZM187 111H188V109H187ZM186 111V112H187ZM94 112L92 113V114H94ZM108 112H110V111H108ZM52 113V114H51ZM107 113V112H106ZM131 113V114H130ZM136 114V113H135ZM140 114V113H139ZM145 114V113H144ZM2 115H3V117H2ZM90 115V114H89ZM149 115V114H148ZM177 115V116H176ZM105 116H106V114H105ZM109 116H111V115H109ZM113 116V115H112ZM133 116V115H132ZM41 117V116H40ZM62 117V118H61ZM97 117V116H96ZM107 117H108V115H107ZM141 117V116H140ZM143 117V116H142ZM141 117V118H142ZM145 117H146V114H145V116H144V119H145ZM165 117V118H164ZM167 117H171V119H169L168 120V118ZM17 118V117H16ZM44 118H45V116H44ZM135 118H136V116H135ZM137 118H138V116H137ZM164 118V119H163ZM20 119H24L23 118V116H22V118H20ZM27 119V118H26ZM41 119H43V118H41ZM61 121H60V120ZM93 119V120H92ZM130 119V118H129ZM139 119V118H138ZM138 119H137V121H138ZM145 119V120H146ZM165 119H167V120H165ZM194 120L193 122H192V124H191V127L192 128H190L189 127V125L188 126H185V127H183V129H181V130H183V132L180 130V131H176L177 133H175V134H178L175 138H173V137H170L169 135L170 134H166V132L165 131H163L164 129V124L163 123H166V122H168V123H171V121L173 122H175L176 123V127H179L181 124H182V122L183 123H186L187 121H189V120ZM196 119V120H195ZM25 120V119H24ZM24 120H23V122H24ZM44 120L45 119H43V121H41L42 123H44ZM51 120V121H50ZM59 120V121H58ZM140 120H142V119H140ZM20 121V120H19ZM28 121V120H27ZM64 121V122H63ZM170 121V122H169ZM26 122V121H25ZM58 122H59V124H58ZM62 122V123H61ZM139 122V121H138ZM141 122V121H140ZM30 123V122H29ZM36 123V122H35ZM46 123H44L46 126H47V124ZM66 123V124H65ZM110 123V124H111ZM32 124V123H31ZM34 124V123H33ZM40 124V123H39ZM39 124H37V125H39ZM44 124H41V125H43V127H44ZM73 124V125H72ZM113 124V123H112ZM142 124V123H141ZM144 124V123H143ZM157 124V125H156ZM172 125H173V123H171ZM170 124V125H171ZM58 125V126H57ZM65 126V127H63V126ZM68 127H67V126ZM80 125V126H79ZM145 125H146V123H145ZM151 125V124H150ZM149 124H147V127L148 126H150ZM183 125H185V124H183ZM182 125V126H183ZM25 126H26V124H25ZM27 126H30L29 124H27ZM71 126H72V128H71ZM74 126V127H73ZM76 126V127H75ZM83 127V129H82V127ZM86 127V129H87V131H85L86 129H85V127ZM175 126V125H174ZM34 127V126H33ZM37 127V126H36ZM35 127V129H36V131H37V128ZM39 127H42V126H39ZM60 127H62V128H64V129H62V128H60ZM73 130L74 129V131H72L70 128ZM81 127V128H80ZM151 127H152V125L150 126V128L149 129H151ZM170 127V126H169ZM186 127H187V129H186ZM189 127V128H188ZM45 128V127H44ZM44 128L43 129H39V130H41V131H37V132H35V131H33V133L35 132V135H36V133H40V132H42V130H44ZM50 127L48 126V128H46V130L47 129H49ZM50 128V129H51ZM59 128V129H58ZM67 128H68V130H67ZM79 130H77V129ZM143 129V132H142V129ZM146 128V127H145ZM154 128V127H153ZM174 128V127H173ZM180 128H182V127H180ZM34 129V128H33ZM34 129V130H35ZM81 129V130H80ZM85 129V130H84ZM90 129H92V131L90 130ZM94 129V130H93ZM97 129H99V131H97ZM154 129V131L156 132L157 131V129L155 130ZM170 129V128H169ZM178 129V128H177ZM187 130V131H189V132H186L185 130ZM189 129V130H188ZM45 130V131H46ZM96 130V131H95ZM174 131H175V128L173 129ZM192 130V131H191ZM32 131V130H31ZM91 131V132H90ZM132 131H134V132H132ZM150 131V132H149ZM160 131V130H159ZM172 131V130H171ZM171 131H169L168 133H170ZM184 131H185V133H184ZM23 132V133H22ZM27 132V131H26ZM55 132V133H54ZM82 132H85L84 134L82 133ZM158 132V131H157ZM180 132V133H179ZM182 132V133H181ZM78 133H80L81 135H84V136H87V140H86V137H84V136H82V138H85V140L84 139H82L81 141H80V139H81V135L79 134V135H76V134H78ZM152 135H151V134ZM154 133V132H153ZM38 134H37V136H38ZM42 134V133H41ZM51 134H48V135H51ZM94 134V135H93ZM139 135L140 136V134H141V136H140V138L139 137H137V138H139V140H141L142 141V144H148V143H150V139H152L151 138V136H153V138H154V140L156 139H158V141H154L153 139V142L156 144H154L155 146H156V150L154 149V151H155V156H156V158H154L153 160H148V161H150V163H146V164H142V163H139L137 160H136V158L134 157V155H132L130 152H127L123 157H122V159L116 154V153H114L113 151H114V144H115V141L113 140V138L115 139V136L117 137V136H119L117 139H122V140H124V141H126L127 142V144H128V150L127 151H131L132 149H133V147L135 146H133V139H132V137L133 136H135L136 137V135ZM172 134H173V132H172ZM34 135V134H33ZM34 135V136H35ZM40 135V134H39ZM115 135V136H114ZM151 135V136H150ZM29 138H28V137ZM33 136V137H34ZM37 136H36V139H37ZM28 139H27V138ZM32 137V138H33ZM79 137V138H78ZM31 138V139H32ZM45 138V137H44ZM46 138H47V136H46ZM143 138V139H142ZM33 139H35V138H33ZM32 139V140H33ZM35 139V140H36ZM39 139V138H38ZM20 140V141H19ZM31 140V141H32ZM97 140H100L101 142L99 143V145L100 146H102V149L100 150L101 152H99V151H94V146H95V144H96V141ZM40 141H42V140H40ZM48 141H46V142H48ZM145 141V143H143ZM23 142V143H22ZM45 142V141H44ZM44 142H42V144L44 145ZM45 142V143H46ZM74 142V143H73ZM33 143H36V142H33ZM40 143V142H39ZM36 144H38V143H36ZM69 144L71 145L70 147H69ZM74 144H76V146L74 145ZM78 144V145H77ZM135 144V143H134ZM27 146V148L26 147H24V146ZM30 145H31V147H30ZM40 146H41V144H39ZM74 145V146H73ZM149 145V144H148ZM19 146V147H18ZM56 146V147H55ZM145 146V145H144ZM152 146V145H151ZM155 146H153V147H155ZM28 147H30V148H32V150L30 149L29 150V148ZM37 147H38V145H37ZM73 147H75V148H73ZM23 148H25L24 150L26 151H24L23 152ZM77 148H79V149H77ZM96 148H97V146H96ZM152 148V147H151ZM22 149V150H21ZM26 149H28L29 150V153L31 154V156L28 154V151L26 150ZM34 149V150H33ZM79 150V151H77V150ZM99 149V148H98ZM19 150V151H18ZM71 151L70 152V154H68V151ZM73 150H74V152H73ZM15 151V152H14ZM31 151H32V153H31ZM77 151V152H76ZM107 151V152H106ZM9 152H11V153H9ZM20 152L22 153H24V155L25 156H28V158H32V157H34V154H35V157L34 158H30L32 161H33V159H34V161L33 162H31V164L32 163H34V164H32V165H30L31 166V168H33L34 169V167L36 166V167H38V165H44V164H46V167L44 166V168H43V170H44V172L45 173H47L46 175H47V177H46V179H47V182L45 183V184H38L39 182H36V184L37 185H35V186H33L32 184H34V183H32V181H33V179H31V180H27V176L25 177V174H24V172H25V170L27 171V172H29L27 169H26V166L24 167L23 166V164L21 163L22 162V160H20V159H23L24 160V158H26L25 156H23L24 158H22L21 156L22 155H19L20 154ZM43 152V153H42ZM104 152H106V153H104ZM6 153V152H5ZM22 153V154H23ZM102 153H104V154H102ZM10 154H13V155H10ZM17 154V155H16ZM27 154V155H26ZM43 154V155H42ZM75 154V155H74ZM152 154V153H151ZM79 155V159L80 158H83L82 160H81V162L83 163V167H82V163L80 164L79 163V165L81 166H79V168H82V169H84L86 172H88L87 173V175H85V177L83 176V175H80L79 173H81V170H80V172L78 173L77 172V170H79L78 168H77V165H75L76 164V158H77V156ZM82 157H81V156ZM19 158H18V157ZM74 156L76 157L75 158V160H74ZM152 156V155H151ZM11 157H12V159H11ZM15 157V158H14ZM17 157V158H16ZM2 158H3V156H2ZM8 158V159H7ZM5 159H7V160H5ZM9 159H10V161H9ZM14 159V160H13ZM50 160V163H49V160ZM122 160V161H120V163H118L119 162V160ZM160 159V160H159ZM183 159H187L186 160V162H184L183 161ZM12 160V161H11ZM18 160H20V161H18ZM28 160V159H27ZM30 160V161H31ZM38 160H42L41 162L40 161H38ZM72 160V161H71ZM78 160V159H77ZM147 160V159H146ZM157 160V161H156ZM179 160H181L180 162V164H179ZM8 161V162H7ZM24 161H26V160H24ZM38 161V162H37ZM48 161V162H47ZM73 161H76L75 163H73ZM155 163H154V162ZM177 161V162H176ZM40 162V163H39ZM146 162V161H145ZM152 162V163H151ZM161 162H162V164H161ZM173 163V164H170L169 165V167H168V164L169 163ZM175 162L176 163H178V164H175ZM44 163V164H43ZM49 163V164H48ZM123 164V166H121L122 164ZM167 163V164H166ZM27 165H29L28 164V161H27V163H26ZM119 164H121L120 166H119ZM219 164L221 165V166H219ZM159 165H161V167L159 166ZM214 165H216V166H218L216 169H212V166H214ZM34 166V167H33ZM158 166H159V168H158ZM35 167V168H36ZM164 167H166V168H164ZM215 167V166H214ZM28 169H29V167H28ZM218 169H220L219 171H217ZM47 170V171H46ZM153 170H155V171H157V173L154 171V173H153ZM164 170L166 171V172H164ZM61 171H63L62 173H60ZM64 171L66 172V174H70V176H69V179L68 180H66V179H64V180H66V182L64 181V182H59L58 180H57V178H59L58 176L59 175H61V174H63L64 173ZM161 171H163L165 174L164 175H159L158 177H156V175H158L159 173ZM26 172V173H27ZM31 172H32V170H31ZM83 172V171H82ZM163 172H161V173H163ZM167 172H169V174H170V180L168 181L169 183H171L170 185L172 186L171 188H173V190H174V197L172 198V196H173V194L171 195V194H167V192H166V189L165 188H162L161 187V185L162 184H164L165 182L163 181L162 182V184L161 183H159L158 184V186L157 187H155V188H153L154 186H152L151 185V181L153 180L154 181V177H156V178H161V177H163V176H165L166 177V175L168 174ZM188 172H190L189 174H188ZM49 173V174H48ZM83 173H85V172H83ZM90 173H92V174H90ZM156 174L155 176H153V174ZM160 173V174H161ZM167 173V174H166ZM65 174V173H64ZM82 174V173H81ZM90 174V175H89ZM106 174V175H105ZM27 175H28V173H27ZM168 176V175H167ZM116 177H118V179H119V183L117 184V178ZM122 178V179H124V180H126L125 182H124V180H123V182H121L122 181V179H120V178ZM62 178V177H61ZM66 178V177H65ZM164 180H165V178H163ZM162 179V180H163ZM27 180V181H26ZM101 180V181H100ZM156 181H158L157 179H155ZM63 181V180H62ZM71 181V182H70ZM100 181V182H99ZM110 182V183H112L113 184V182ZM166 181H167V179H166ZM171 181V182H170ZM98 182V183H97ZM159 182H160V180H159ZM168 182H166V183H168ZM32 183V184H31ZM67 183V184H66ZM110 183H109V185L106 183V186H104V187H107V185L108 186H110ZM189 183V184H188ZM89 184V182H86V185H88ZM113 185V186H114ZM187 185H189L190 187L188 188L187 187ZM89 186H91V185H89ZM89 186H88V188H89ZM91 186V187H92ZM99 186H101V185H99ZM112 186V187H113ZM114 186V187H115ZM163 186V185H162ZM92 187V188H93ZM186 187H187V189H186ZM109 188V187H108ZM111 188V187H110ZM120 188V187H119ZM171 188H169V190L171 189ZM93 189V190H94ZM98 189H100V188H98ZM101 189H103L102 187H101ZM100 189V192L101 191H103V190H105V189H103V190H101ZM184 189H186V191H184ZM188 189H189V192H188ZM192 189V190H191ZM92 190V189H91ZM92 190V191H93ZM109 190V189H108ZM108 190H106V191H104V192H106V194L108 193L107 191ZM111 190V189H110ZM113 190V189H112ZM119 190H122L121 188L119 189ZM124 190V189H123ZM122 190V191H123ZM128 190V191H127ZM191 190V191H190ZM125 191V190H124ZM123 191V192H124ZM69 192H71V193H69ZM88 192H90V189H89V191ZM87 191H85V192H83V193H88ZM113 192V191H112ZM119 193V191H116V193ZM74 193H76L75 195H74V199H73V197H71ZM93 192H91V194H92ZM97 193V194H96ZM103 193V192H102ZM117 193V194H118ZM125 193V192H124ZM124 193H122V194H124ZM169 193H170V191H169ZM90 194V193H89ZM89 194H86V195H89ZM105 194V193H104ZM116 194V195H117ZM84 195V194H83ZM85 195V196H86ZM110 196V194L108 193L107 194V196ZM120 194H118L117 196H119ZM126 195V193L124 194V196ZM170 195H171V197H170ZM69 196H70V198L72 199V201H71V199H69ZM76 196V197H75ZM90 196V195H89ZM88 196V197H89ZM100 196V195H99ZM109 196H108V198H109ZM111 196H115L114 194L113 195H111ZM123 196V195H122ZM91 197V196H90ZM89 197V198H90ZM92 199H93V197H91ZM113 198V197H112ZM110 199V200H113V199ZM117 198V197H116ZM125 198V197H124ZM28 199H30V198H28ZM85 199H87V198H85ZM137 203H133L132 201L133 200ZM87 200H89V199H87ZM116 200V199H115ZM114 200V201H115ZM67 201H69V202H67ZM72 202V203H71ZM75 202V203H74ZM113 202V201H112ZM111 202V203H112ZM117 203H118V201H116ZM116 202H114V204H113V209H112V211L110 210V212H105L106 213V215H104V214H102V216H104V218H102V219H100L99 217H101V215L98 217L101 221H102V224H100V223H97V225H96V223H95V219L97 218H94V217H91V215L90 216H86V213H84L83 212V214H82V212L79 214L80 215V217H79V215L78 216H76L75 218H77L78 217V222L80 221V226L82 227V229H81V227L79 226V224H78V229H80V231L77 229L76 231L77 232H75V234L73 233V236L75 237L77 234V237L79 236V235H81V237H78V239L77 238H75V240H78V243H77V241H75V242H72L70 245H69V247H71V251L73 250V246H74V248L76 247V248H78L79 247V245L80 244H83V245H80V250H83V249H85V248H88L89 249V247H90V245H91V249H92V252L93 251H95V254L96 255H94V254H92V253H90L91 252V250H88V254H92V256L91 255H88L89 257L91 256L92 257V259L95 261V259H97L98 258V260L99 259H102V260H100L99 262H103V259H106V257L108 258L110 255H108V253L109 254H113V253H120V255H118V256H122L123 257V255H125L126 253H128V251L130 250V248L137 242V240L139 239V235H138V233H137V236H135L136 237V239H134L135 237H134V235H136L135 234V232H134V234L132 233L133 232V229L138 225H140L141 223V225H143V223H144V221L142 222L141 221V223H140V218H139V216H134L133 215V217H131L130 216V213H132V212H135L136 211V209L134 208V210H133V205H131V208L129 207V209H128V207L126 206V208L127 209H125V211H124V207H122L123 205L125 206V204H126V202H125V204H122V206H121V208H123V210H121V208H120V206H118L117 205V203ZM27 203H28V205H29V200L27 201ZM37 203V202H36ZM64 203V204H63ZM25 205H27L26 204V202L24 203ZM28 205L26 206V208H28ZM72 205V206H71ZM61 206V207H60ZM62 206H63V208H62ZM69 206V207H68ZM60 207V208H59ZM120 209H119V208ZM138 207V208H139ZM62 208V209H61ZM20 209H22V210H20ZM67 209V210H68ZM107 209V208H106ZM260 209V210H261ZM27 210V209H26ZM59 210H61V212L62 213H60L59 212ZM121 210V211H120ZM130 210H131V212H130ZM133 210V211H132ZM34 210H32L31 209V211H29L30 213H28L27 211V213L29 214L28 216H34V218H37V216H38V219H35V220H37V221H34L33 220V217H31V221L33 220L34 222H32L33 224H34V226L36 227V228H40V229H43V223L41 222L40 223V219L42 218L37 212H35L34 211V213H35V215H36V217H35V215H34V213H31V212H33ZM139 211V210H138ZM144 211V212H143ZM262 211H263V209H262ZM261 211V212H262ZM26 212H24V213H26ZM43 212V213H42ZM264 212V211H263ZM16 213V214H15ZM49 213H51V214H49ZM137 214H138V212H136ZM136 213H134V214H136ZM49 214V216L50 215H53V217L55 218H53L52 216H50V217H52L53 218V220H55L54 222L52 221V219H51V221L49 220L50 218H48L49 216H47ZM6 215H9V216H6ZM17 216V218H19V220L18 219H16V217H15V224L17 223L18 224V222H16L17 220L18 221H20L19 223V225H17V228H11L10 229V232H9V230H8V226H9V221H6L7 219H9L11 216ZM132 215V214H131ZM13 216V217H14ZM27 216V217H28ZM95 216V215H94ZM143 216H145L146 218L145 219H143ZM9 217V218H8ZM13 217H12V221H14V219H13ZM40 217V218H39ZM134 217H136V219H133V221L134 220H136V222H139V223H136V222H132V218H134ZM2 218H4V219H2ZM6 218V219H5ZM48 219L49 221H50V223H52L51 225H53V226H48V225H50V223L48 224V221H43L44 219ZM97 218V219H98ZM131 218V219H130ZM149 218H151V216L150 217H148L146 220H148ZM155 218H153V219H155ZM26 219V218H25ZM152 219V218H151ZM93 220H94V223L95 224H93V223H91V222H93ZM139 220V221H138ZM158 220V221H159ZM181 220V219H180ZM5 221V222H4ZM100 221V222H101ZM149 221H150V219H149ZM152 221V220H151ZM3 224H2V223ZM96 222H99L98 220L96 221ZM155 222H157V221H155ZM6 223V224H5ZM10 223H12V222H10ZM38 223H40L41 225V227L40 226H38L37 227V225H38ZM57 223V224H56ZM91 223V224H90ZM137 225H136V224ZM145 223H147V222H145ZM144 223V224H145ZM149 223V222H148ZM147 223V224H148ZM154 223V222H153ZM153 223L151 224V225H153ZM159 223V222H158ZM4 224L7 226H5L6 228H7V230H6V228L4 227ZM48 224V225H47ZM93 224V225H92ZM99 224V225H98ZM150 224V223H149ZM185 224V223H184ZM11 225V224H10ZM30 225V224H29ZM57 225V226H56ZM58 225L59 226H61V227H58ZM64 225H65V227H64ZM156 225H158V224H155L154 226H156ZM160 225V224H159ZM168 225H170V224H168ZM187 225V224H186ZM14 226V225H13ZM33 226V227H34ZM47 226L48 227H50V228H47ZM56 226V227H55ZM145 226H147V225H145ZM153 226V227H154ZM174 226V225H173ZM4 227V228H3ZM32 227V226H31ZM80 227V228H79ZM84 227V228H83ZM142 227H144V225L142 226ZM157 227V226H156ZM172 227V226H171ZM24 228V229H25ZM36 228H34L35 230H36ZM38 228V230H40ZM53 228V229H54ZM62 228V229H63ZM139 228H141V226H139ZM145 229H147L146 227H144ZM169 228V227H168ZM4 229V230H3ZM13 229V230H12ZM24 229H23V231L21 232L20 230H19V232L20 233H25L26 232V230L24 231ZM28 229V231H30L29 233L31 234V236H32V234L34 233V234H36L37 232H35V231H31L32 230V228L29 230V228H27ZM150 229V231H149V233L150 234H152L154 231L152 230L153 228H152V226H151V228L149 227L148 228V230ZM185 229V228H184ZM44 230V229H43ZM142 230V229H141ZM6 231L8 232V233H6ZM45 231V230H44ZM62 231V230H61ZM75 231V230H74ZM73 231V232H74ZM78 231L79 232H81V233H78ZM143 231V230H142ZM18 232V231H17ZM17 232H15V233H17ZM42 231L40 230V232H38L39 234L41 233ZM140 232V231H139ZM145 232H147V231H145L144 230V233ZM158 232V231H157ZM156 232V230H155V233H157ZM3 233H4V236H3ZM20 233H19V235H20ZM29 233L27 232L26 233V235H23V239H21V238H19L20 236H18V235H16V236H18V238H19V243H21L23 240H25V238H26V240L27 239H29V241H30V243H28V245H27V242H28V240H27V242L25 243V241H23L22 243H25L26 244V246H28V247H26V250H27V248H29V249H31V247L33 248V249H31L32 251H30V254H34V252H35V256H36V254L37 253H42L43 252V250H48V252H49V255H48V257H47V253L48 252H46V254L45 253H42V255L44 256V257H40L39 255H41L40 253L36 256V257H38V258H36L35 256H32L33 258H36V259H39V257L41 258V259H39V260H37V261H35V264L37 263V262H39V261H42L41 263L39 262L38 264H52L51 262L53 261H56V260H54L53 259V257H54V254H53V257H51V255H52V253H51V255H50V250H49V247H47V246H50V248H51V243H48L47 242V240H48V238H47V236H48V234H46V232L45 233H41V235H38V233H37V237L35 236V235H33L34 237H32L33 239L36 237V241L39 243V245H40V243H41V245H40V247L41 246H43L44 247V249H43V247L41 248V249H43L42 251L41 250H39V252L38 251H34L37 247H39V246H37L36 245V241L35 242H32L31 240H33V239H30L31 237H28V236H30L29 235ZM142 233V232H141ZM144 233H142L141 235H140V237L144 234ZM155 233H153V234H155ZM235 233V234H236ZM260 233V234H259ZM13 234H10V235H12L13 236ZM27 234H28V236H27ZM52 234V233H51ZM51 234H49V236L48 237H50L51 236ZM83 234V235H82ZM191 234V233H190ZM208 234V235H209ZM230 234V233H229ZM259 234V235H258ZM9 235V236H10ZM147 235H149V234H146V237H147ZM25 236H27V237H25ZM40 236V240H41V242L40 241H38V237ZM238 236H239V233H237V238H238ZM244 236V235H243ZM2 237V238H1ZM4 237V238H3ZM5 237H7V238H5ZM25 237V238H24ZM44 237L45 238H47V239H44ZM54 237V236H53ZM83 237V238H82ZM138 237V238H137ZM144 237H145V235H144ZM144 237H141V238H143V239H145ZM242 236H240L239 238H241ZM11 238H14V237H11ZM79 238H81V239H79ZM236 238V239H237ZM238 238V239H239ZM245 238H241L242 239V243H244L245 241H246V239ZM249 238V237H248ZM247 238V239H248ZM261 238V237H260ZM22 241H21V240ZM74 239V238H73ZM218 239L220 240L221 238H219L218 237ZM241 239H239V240H241ZM35 240V239H34ZM33 240V241H34ZM46 240V241H45ZM80 240V241H79ZM136 240V241H135ZM218 240V241H219ZM238 240V242H240ZM257 240H259V239H257ZM261 240V239H260ZM18 241V240H17ZM83 243H82V242ZM118 241H121V244H119V242ZM216 241V240H215ZM223 241V240H222ZM229 241H231V240H229ZM249 241H250V239H249ZM46 242H47V244H46ZM225 242H227V241H225ZM2 243V244H1ZM31 243H34V247H36V248H34L33 246H31V245H33V244H31ZM80 243V244H79ZM220 243V242H219ZM247 244H248V242H246ZM250 243V242H249ZM254 243V242H253ZM50 244V245H49ZM55 244V243H54ZM87 244V245H86ZM88 244H90V245H88ZM118 244L121 246L120 248H117L118 249V251H116L115 250V247L116 246H118ZM230 244V243H229ZM251 244V243H250ZM36 245V246H35ZM46 247H45V246ZM71 245H73V246H71ZM86 247H85V246ZM135 245H137V244H135ZM240 245H241V243H240ZM20 246V245H19ZM18 246V247H19ZM55 246V245H54ZM59 246H62V245H59ZM84 246V247H83ZM214 246V245H213ZM230 245H228V247H229ZM40 247H39V249H40ZM67 247H68V245H67ZM81 247H83V248H81ZM232 246H230V248H231ZM246 247H249V245L248 246H246ZM254 247V246H253ZM5 248V251L3 250ZM46 248V249H45ZM48 248V249H47ZM226 248H227V246H226ZM225 248V249H226ZM244 248H245V246H244ZM9 249H11V248H9ZM28 249V250H29ZM53 249H55V247L53 248ZM63 249V248H62ZM12 250V249H11ZM37 250H38V248H37ZM56 250V249H55ZM77 251V252H80V250H77V249H74L73 251ZM86 250V249H85ZM120 250V251H119ZM223 250V249H222ZM228 250H230V249H228ZM4 251V252H3ZM10 251V250H9ZM15 251V252H14ZM67 251V250H66ZM90 251V252H89ZM226 252H227V249L225 250ZM5 252H7L6 254H5ZM24 252V251H23ZM27 252V251H26ZM32 252V253H31ZM37 252V253H36ZM45 252V251H44ZM53 252V251H52ZM61 252H62V250H61ZM82 252V251H81ZM96 252H100L99 254L98 253H96ZM121 252H126V253H124L123 255L121 254ZM12 253V254H11ZM72 253V252H71ZM83 253V252H82ZM86 252H84V254H85ZM106 254L105 256H104V254ZM28 255V257L29 256H31V255ZM79 254V253H78ZM97 254L99 255V256H97ZM102 254H103V256H104V258H103V256H102ZM227 254V253H226ZM6 255H9V257L8 256H6ZM13 257L12 259H11V256ZM114 256L116 255V254H113ZM27 256V255H26ZM50 256V257H49ZM97 256V257H96ZM6 257H8L7 259H6ZM20 257L22 258V259H20ZM83 257V256H82ZM111 257H112V255H111ZM4 258V259H3ZM31 258V257H30ZM74 258V257H73ZM81 258V257H80ZM85 258V257H84ZM110 258V257H109ZM108 258V259H109ZM10 259V260H9ZM42 259H44V260H42ZM49 259H51L50 261H49ZM83 259V258H82ZM114 259H115V257H114ZM34 260V259H33ZM83 260H85V259H83ZM97 260V261H98ZM49 261V262H48ZM89 261H90V258H89ZM93 261V262H94ZM14 262H15V260H14ZM17 262V263H18ZM22 262H28V260L26 261H22ZM31 262V261H30ZM92 262V263H93ZM11 263H13V262H10V264ZM21 263V262H20ZM20 263H18V264H20ZM25 263H22V264H25ZM27 264V263H26ZM54 264H56V262H54Z\"/></svg>",
  "mask_w": 264,
  "mask_h": 264
},
{
  "label": "rangeland",
  "instance_id": "obj_2",
  "mask_svg": "<svg viewBox=\"0 0 264 264\" xmlns=\"http://www.w3.org/2000/svg\"><path fill=\"white\" fill-rule=\"evenodd\" d=\"M12 1V0H11ZM10 1V2H11ZM17 1L18 0H15V1H13V2H15V3H17ZM21 1V2H20ZM26 0H24V2H25ZM32 1V0H31ZM43 1V0H42ZM49 0H47V2H48ZM51 1V0H50ZM50 1L48 2L49 3V5H48V3L47 4H42V3H44V2H42L41 4L43 5H40V6H42L41 7V9L42 10H44L45 8V11H46V13L45 12H43L41 9H40V11L39 12H41V15L40 14H38L36 17L38 18V20H37V18L35 17V13H39V12H37V10H39V8L40 7H38V5L36 4V7H38L37 9H35V7H33L34 5V3H32V7H33V9H32V11L35 9V11H33V13L34 14H31V15H33L34 17H35V23H34V17H33V19H31V17H30V23H32V24H34V25H36V23H37V21H39L38 23H37V25L36 26H39L38 28L36 27V26H33L32 24L30 25V23H28V21L26 20L28 17H29V15L27 14V12H25V14L26 15H28V16H26L27 18L26 19H22L23 18V15H22V11H20V8H19V11H20V13H21V15L20 16H22L21 18L19 17V11L17 10V12H16V10L15 9H13V10H15L14 12H16V14L18 15V19H20V22H21V27H19L20 26V24H19V26L18 27H12V28H10V29H8V28H6V27H4V33L1 31V30H3V29H0V32H2L3 34H5L6 33V35H8V36H4L3 37V34H2V36H0V40L2 41L3 39L5 40V43H1V41H0V69L2 70H0V74L2 75H0V78H2L3 79V77H4V79H3V81H1L0 83H2L1 84V90H0V107H2V109H3V114L5 113V115H4V118H3V120H1V122H0V159H3L4 160V158H6V157H8L9 155H7V150H9V151H11V152H13L12 150H14V148H17V147H15V145L18 143V142H16L18 139H19V136H17V134H19V132L20 131H18L17 129H16V127H17V124H16V121H14L15 119H17L18 121L17 122H19V124H21V122L23 123V124H21L22 125V129L21 130H24L25 131V133H28V132H32V134H30V135H32V136H30L31 138L35 135V132H37V131H41V130H39V129H43L44 127V130H42V132H40L39 134L38 133H36V135L33 137V138H35L36 139V136H37V134H38V136H37V139L35 140V139H31V138H29L28 136H29V133L27 134L28 136V138L30 139L29 140V143L30 144H32V145H34L35 144V146H33V148H35V150L33 151L35 154L36 153H39V154H41V150L43 149V146L45 147V145H47V143H49V141L51 140V139H48V137L49 136H53L51 133H49V132H47V131H53V125L54 124H56V123H54L53 125H49V124H47L46 122H48V117H46V115H49V114H46V115H43V114H45V112L47 113L48 111H49V113L50 112H52V113H58L60 116L61 115H63L62 117L64 118V119H66V123H82V121H85V119H87L88 117L90 118V116L91 117H95L96 119H94V120H97V119H99V114L101 115H103L109 122L110 121H112V123L110 124L109 123V125H111V126H113L114 124H115V122H113L114 121V118H115V114L113 113V112H115V110L116 111H119V113L121 112V110H123L121 107H122V105H121V107L119 108V109H121V110H119V109H109V107H108V111H110V112H108L107 111V107H105L104 108V106H102L101 107V109H100V107L98 106V105H96V103H94V102H96L95 100V98H94V96L93 95H91V93L92 92H98V87L99 86H96L95 85V82H94V85L93 84H91V86L90 87H92V85H93V87H94V89H93V87L92 88H88L89 87V82L88 83H84V81L85 80H83V79H81L80 77H79V72L77 73V74H79L78 75V77L79 78H77V77H75V79H74V82H77L78 83V81H79V79L83 82L82 84L84 85V87H83V85H80V83H81V81H79V84H74V83H72V86L74 87H72L73 88V90L75 89L76 91H78V93L75 95L76 97L74 98H71L72 96H74V93H75V90L73 91L72 89V94L70 93V89H69V87L68 88H65L64 89V87H66L65 85H71V83H70V80H72L73 78H74V75H76L75 73L73 74V75H70L68 78H71V76H72V79H69V84H67V82L64 80V78L63 79H61V78H59V72L61 71V69H63L64 68V66L65 65H67L68 63H70L71 61L69 60L70 58H71V60H72V57H73V59H76L77 57H78V59L77 60H80L79 59V57L82 59V57L84 58H86V60H87V58L89 57V55H91V53H89L88 51H87V49H86V47L90 50V51H92L91 49L93 48V49H97V51H96V53H98V58L99 59H101L100 60V62H102V64H104V62H105V65H106V63H108L109 65H116V66H118V65H120L121 64V66H122V68H121V70L119 71V72H121V74H122V78H123V81H120L119 80V78H118V80L119 81H111L112 83L111 84H109V86L112 88V90H110V92H112V93H114L115 92V90H123V87H126L125 86V84L126 85H128V84H130V85H132L133 84V86L135 85V84H138V83H135L136 81H139V80H142V81H144V82H146V81H148L147 80V77L150 75V78L152 79V80H149V82H147V86L149 85V86H155L154 88L155 89H157V91L153 94V96H155V94H158L159 92H158V90L160 89V88H162L163 86H161V85H165V84H162V83H170L173 87H175V89L177 90V92H175V94L176 93H178V98L176 99V100H178L177 102L179 103V104H181V106H180V108H181V110H180V112H178V115H179V113H182V114H185V113H189L190 111L189 110H191L192 109V111L194 110L193 108H195V107H193V108H191L190 109V106L189 105H191V103H190V101L193 99V101H194V97L195 96H197V94L200 92L201 94H204L203 92H202V90L201 91H198V93H197V91H191V90H195V88L197 89V85L199 84V85H201L200 83V80L199 81H196L195 83L197 84L196 86H195V83L193 82V81H195L196 79H194V77L193 76H191L190 75V77L192 78L193 77V79H192V81H190L189 79V77H188V80L190 81V82H193V84L192 85H194V89H190L191 88V85H190V83H188L187 84V82L188 81H186V79H184V78H187L185 75H183L184 73L186 74V73H190L191 72V74H192V71H194L195 72V74L196 75H199V73H200V77H202L201 78V80H204L205 78H207V77H205L206 76V74L208 73H206V74H204L203 73V71H202V69H204V66H206L203 62H206L205 60V54H206V51H208V46H209V44L211 43L210 41H209V44L208 45H206V46H204L205 45V42L207 41L208 42V40H199L200 41V43L198 42V40H197V43H196V41H195V43H193L192 42V39H191V37L193 38V34L195 33V32H197V31H200L201 32V29L203 28L204 29V27H202V26H200V23L203 25V24H207V23H204L203 21L205 20L206 22H208L209 20H208V17L206 16V15H203L204 17H206V18H204V17H202V18H204L203 19V21H202V18L200 17V16H202L201 15V13L202 12H199V11H202V7H206V6H208L207 5V2H208V0H205V1H207V2H205L204 0H202L203 2L202 3H200L201 1L200 0H195L196 1V3L194 4V3H189V1H187V0H170L171 1V7H172V9H173V15H172V12H171V14L170 13H168L169 12V10H168V12L167 11H165L166 9H168V7L170 6L168 3H167V1L168 0H148V1H146V2H144V4L143 5H145L146 6V8H147V12H144V15L143 16H138L139 15V13H138V15L136 14L135 15V18L136 19H138L137 21H136V19L135 18H133V19H135V20H133V19H128L127 21H126V18H125V21H126V23L124 22V19H121L120 17V20L119 19H117L120 23H119V25H118V27L116 26V29L114 28L115 26V24L113 25V23H115V22H112V20L111 19H113V16L114 15H112L113 13H112V7H110V3H109V5L107 6L106 4H107V1L108 2H111L112 0H106V4H104V6L103 7H101V6H99L100 4H102V3H105L104 1L105 0H103L102 1V3H100L99 5L97 4V6H98V8H100V9H102V10H100V9H98L97 8V6H96V8L98 9V11L100 10V13H106V14H103V16L98 12V11H96L97 9L95 8V12H97L98 14H100V16H101V20L99 19V18H97L98 16H92V14H90L91 12H92V10H94L93 8H92V6L93 5H96V4H92V6L90 7V5H91V0H89L90 1V4H89V2H88V4H89V6H88V4L87 3H85V4H87V6H88V10H86L85 8H87L86 6H85V4H84V2H85V0L82 2V0H52L51 1V5H53V6H51L50 5ZM66 1H68V2H66ZM96 1V0H95ZM99 1V0H98ZM116 1V0H115ZM121 1V0H120ZM124 1V0H123ZM122 1V2H123ZM173 1V2H172ZM184 1V2H183ZM197 1H199V3L200 4H198L197 3ZM246 1H248V0H246ZM254 1V0H253ZM255 1H259V0H255ZM13 2H11L12 4H13ZM22 2H23V0H19V2L17 3V4H19V3H21L22 4ZM28 2V1H27ZM33 2H35V0L33 1ZM46 2V1H45ZM54 2V3H53ZM60 2V3H59ZM119 2V1H118ZM140 2H142V0L140 1ZM191 2V1H190ZM251 2V1H250ZM250 2H248V3H250ZM259 2H262V6H263V4H264V0H260ZM29 3V2H28ZM38 3V2H37ZM66 3V4H65ZM83 3V4H82ZM96 3H97V1H96ZM99 3V2H98ZM168 4L169 6L165 9V10H163V12H162V6H163V4L165 5V4ZM210 3V2H209ZM59 4H60V6H59ZM137 4V3H136ZM211 4V3H210ZM14 5V4H13ZM29 5V4H28ZM45 5H47V7L45 6ZM56 5V6H55ZM66 5L68 6H70V9H68L67 7H66ZM74 5V6H73ZM78 5V6H77ZM111 5H112V3H111ZM139 5V4H138ZM141 5H142V3H141ZM195 5H197L196 7H194ZM22 6H24V4L22 5ZM27 6V5H26ZM25 6V7H26ZM29 6H31V4L29 5ZM82 6H83V8H82ZM249 7H248V9H246L245 11H246V15H245V17H247L246 19H248V20H251V19H254L255 18V14L253 13V11H252V4L250 3V5H248ZM17 7V6H16ZM15 7V8H16ZM21 7V6H20ZM25 7H23V8H25ZM53 7H55V9H56V7H58L57 9L58 10H55ZM94 7V6H93ZM104 7H106V8H104ZM131 7V6H130ZM130 7H128V8H130ZM134 7V6H133ZM139 7H140V5H139ZM142 7V6H141ZM140 7V8H141ZM166 7V6H165ZM191 7V8H190ZM193 7H194V9H193ZM209 7V6H208ZM252 7V8H251ZM14 8V7H13ZM27 8V7H26ZM29 8V7H28ZM51 8H53V9H51ZM61 8V9H60ZM143 8H145L144 6H143ZM189 8V9H188ZM201 10H200V9ZM47 9H51V11H49V10H47ZM82 9V10H81ZM136 10H137V8H135ZM184 9H186V10H184ZM193 9V10H192ZM205 9V8H204ZM204 9H203V11H204ZM2 10V9H1ZM22 10H24V9H22ZM30 10V9H29ZM54 10V11H53ZM103 10H105V11H103ZM141 10V9H140ZM143 10V9H142ZM146 10V9H145ZM144 10V11H145ZM249 10V11H248ZM8 10H5V12H7ZM27 11V10H26ZM49 11V12H48ZM58 11V12H57ZM69 11V12H68ZM74 11V12H73ZM86 11V12H85ZM91 11V12H90ZM107 11V12H106ZM130 11H132L131 9H130ZM135 11V10H134ZM170 11H171V9H170ZM248 11V12H247ZM3 12V11H2ZM29 12V11H28ZM53 12H54V15H53ZM60 12V13H59ZM66 12V13H65ZM114 12V11H113ZM138 12H140V11H138ZM155 13L156 14V18L155 17H153L154 18V20H153V18H149L150 16H155L154 14H152V13ZM167 12V13H166ZM199 12V13H198ZM0 13H1V11H0ZM10 13V12H9ZM32 13V12H31ZM48 13L50 14V15H48ZM55 13H56V15H55ZM78 13H80V14H78ZM86 13V14H85ZM97 13L95 14V15H97ZM115 13V12H114ZM133 13V12H132ZM141 13H142V11H141ZM140 13V14H141ZM207 14H211L210 13V11H208V12H206ZM206 13H204V14H206ZM245 13V12H244ZM6 14V13H5ZM5 14L4 15H2V16H5ZM11 14V13H10ZM9 14V15H10ZM13 14L14 15H16L15 13H12V18H13ZM77 14V15H76ZM83 14V15H82ZM85 14V15H84ZM91 16H90V15ZM118 14H120V13H118ZM117 13H116V15H118ZM169 14V16L167 17V15ZM7 15V14H6ZM17 15H16V17H17ZM44 15V16H43ZM105 15V16H104ZM109 15V16H108ZM114 16V17H118V16ZM120 15H123L122 13L120 14ZM129 15L130 16H132V15H134V14H128L127 15V18L129 17ZM196 15H198V16H196ZM8 16V15H7ZM41 16H42V18H41ZM77 16V17H76ZM88 16H89V19H88ZM99 16V17H100ZM107 16H108V18H107ZM126 16V15H125ZM136 16H138V17H136ZM159 16V17H158ZM196 16V17H195ZM9 17V16H8ZM46 17H47V19H46ZM71 17V18H70ZM76 17V18H75ZM80 17V18H79ZM87 17V18H86ZM93 18V17H95L94 19H99L100 21H101V23H103L104 21V25H102V24H100V21H98V20H95V21H97V22H95L94 21V19H93V22L95 23H93V25H89L88 23H90L88 20H90V18ZM103 17V18H102ZM134 17V16H133ZM192 17V18H191ZM194 17H195V20H194ZM250 17H254V18H251L250 19ZM6 18V17H5ZM11 18V17H10ZM70 18V19H69ZM78 18V19H77ZM122 18H123V16H122ZM131 18V17H130ZM158 18V19H157ZM170 18V19H169ZM174 18V19H173ZM196 18H199V19H196ZM40 19V20H39ZM44 19V20H43ZM56 19V20H55ZM60 19V20H59ZM87 19V20H86ZM104 19V20H103ZM108 19V20H107ZM178 19V20H177ZM210 19V18H209ZM1 20V19H0ZM9 20V19H8ZM64 20H66V22L64 21ZM72 20V21H71ZM75 20H76V23H75ZM103 20V21H102ZM123 20V21H122ZM130 20V21H129ZM151 20V21H150ZM159 20V21H158ZM208 20V21H207ZM4 21V20H3ZM27 21V22H26ZM32 21V22H31ZM43 21V22H42ZM57 21V22H56ZM68 21V22H67ZM86 21V22H85ZM111 21V22H110ZM116 21V20H115ZM134 21H135V23H137V25L139 26V28H138V26L136 25V24H134ZM141 22L142 24H140L139 22ZM247 21V20H246ZM16 22V21H15ZM19 22V23H20ZM53 22H54V25H53ZM71 22V24H68L69 26H72V27H69L68 25H66L67 23H70ZM123 22L125 23L123 26H125V27H123L122 25H120L121 23L123 24ZM155 22H157V23H155ZM193 22H195V23H198L199 25L197 26V27H195L194 28V26L193 27H191L192 26V23ZM247 22H249V21H247ZM254 22H256V20L254 21ZM1 23V22H0ZM3 23V22H2ZM0 24V26H2L3 24ZM7 23V22H6ZM5 23V24H6ZM64 23V25H63V27H62V24ZM66 23V24H65ZM76 24L75 26H73L74 24ZM100 24L99 26H104V27H95L94 28V25L95 26H97L98 24ZM117 23V22H116ZM129 23V24H128ZM153 23V24H152ZM155 23V24H154ZM160 23V24H159ZM9 24V23H8ZM11 24H12V22H11ZM14 24V23H13ZM17 24V23H16ZM92 24V23H91ZM97 24V25H96ZM128 24V25H127ZM190 24V25H189ZM258 24L259 23H257L256 24V26H258ZM47 25H49L48 27H47ZM133 25H135V26H133ZM197 25V24H196ZM211 25V24H210ZM8 26V25H7ZM10 26V25H9ZM67 27V30H66V28L65 27ZM107 26V27H106ZM137 26V27H136ZM159 26V27H158ZM206 26V25H205ZM45 27V28H44ZM60 27V28H59ZM76 27V28H75ZM132 27H134V28H132ZM135 27H136V29H135ZM153 27H155V28H153ZM187 27V28H186ZM189 27V28H188ZM201 28V29H199V28ZM1 28V27H0ZM5 28L7 29V30H5ZM19 28V29H18ZM86 28V29H85ZM138 28V29H137ZM153 28V29H152ZM195 30H194V29ZM198 28V29H197ZM14 29H16V31L14 30ZM38 29V30H37ZM71 29H74V30H72L71 31ZM76 29V30H75ZM88 29V30H87ZM140 29V30H139ZM182 29V30H181ZM185 29H187V30H185ZM191 29L193 30V34L191 35V33L190 32H192L191 31ZM211 29V28H210ZM209 28H208V31H207V33L208 32H210L209 30H210ZM9 30H11V32L9 31ZM14 30V31H13ZM45 30V31H44ZM68 31V33H66V31ZM95 30H97V31H95ZM113 30V31H112ZM155 30V31H154ZM259 31H260V29H258ZM258 30L255 32V34L256 35H254L253 37H254V40H252L253 42H256V43H252V45H253V47L252 48H257V46L259 45V43H263V40H264V33H257L258 32ZM53 31V32H52ZM60 31H62L63 33H60ZM103 31V32H102ZM105 31V32H104ZM157 31V32H156ZM187 31V32H186ZM9 32L11 33V35L9 34ZM46 32V33H45ZM75 33L77 36H75V34H73V33ZM90 32L92 33L91 35L93 36V37H90L89 36V34H90ZM120 32V33H119ZM183 32H186L187 34H190L191 35V37H189V38H186L187 36H183L184 37V39H186V41H188L186 44H184V43H181V35H182V33ZM70 33L72 34V35H70ZM78 33H80V34H78ZM84 33V34H83ZM97 33V34H96ZM118 33V34H117ZM124 33V34H123ZM248 32H244L243 34H247ZM52 34V35H51ZM62 36H61V35ZM83 34V35H82ZM96 34V35H95ZM121 34V35H120ZM122 34H123V36H122ZM213 34V33H212ZM0 35H1V33H0ZM10 35V36H9ZM86 35V36H85ZM103 37H102V36ZM122 37H120V36ZM185 35V34H184ZM259 35V36H258ZM79 36V37H78ZM89 36V37H88ZM119 38H121V39H119ZM209 36V37H208ZM213 36V35H212ZM215 36V35H214ZM3 37V39H1ZM7 37L8 38H10V39H12V40H10V39H7ZM14 38V40H13V38ZM48 37V38H47ZM73 37V38H72ZM74 37H76V38H74ZM256 37V38H255ZM259 37H262V38H259ZM78 38V39H77ZM90 38V39H92V40H90V41H87L88 39ZM104 38V39H103ZM106 38H108V39H106ZM123 38H124V40H123ZM125 38H127V39H125ZM206 38H208L209 40H213L214 41V37H211V33L210 34H208L207 36H206ZM218 38V37H217ZM258 38V39H257ZM34 39V40H33ZM70 39H72V40H70ZM76 39V40H75ZM85 39H86V41H85ZM101 39V40H100ZM146 39V40H145ZM204 39V38H203ZM222 39H224V38H222ZM226 39V38H225ZM9 40V41H8ZM32 40V41H31ZM41 40V41H40ZM43 40V41H42ZM98 40V41H97ZM100 40V41H99ZM183 40V39H182ZM194 40V39H193ZM220 41H221V39H219ZM46 41V42H45ZM55 41V42H54ZM91 41H94L93 43L91 42ZM102 41V42H101ZM185 40H184V42H186ZM212 41V42H213ZM223 41V40H222ZM227 41V42H226ZM225 42H224V45L226 46V49L227 48H229V47H232V52L234 53V48H236L237 46H239L237 43V46L235 45V41L234 40H232V39H228L227 38V40H226ZM33 42V43H32ZM49 42V43H48ZM63 42V43H62ZM68 43L69 45H67L66 43ZM70 42H71V44H70ZM76 42V43H75ZM84 42V43H83ZM88 42H90L89 44H88ZM99 42H101V43H99ZM109 42V43H108ZM115 42H117V44L115 43ZM206 42V43H207ZM215 42V44L217 43L216 42V40L214 41ZM219 42V41H218ZM233 42H234V44H233ZM37 43V44H36ZM53 43H56L55 45L53 44ZM58 43V44H57ZM61 43V44H60ZM82 43V44H81ZM112 43V44H111ZM189 43V44H188ZM204 44V45H202V44ZM231 45H230V44ZM49 44H50V46H49ZM62 44H63V47H62ZM75 44V45H74ZM85 44H86V46H85ZM93 44H94V46H93ZM101 44H103L102 46H101ZM110 44H111V47H110ZM258 44V45H257ZM45 45H47L46 46V48H45ZM52 45H53V47H52ZM87 45H90V46H87ZM96 45V46H95ZM105 45V46H104ZM106 45L107 46H109V47H106ZM113 45H115V47H113ZM212 45V44H211ZM210 45V46H211ZM223 45V44H222ZM221 45V46H222ZM44 46V47H43ZM49 46V47H48ZM64 46H65V48H64ZM68 46V47H67ZM78 46H79V48H78ZM168 46V47H167ZM169 46H170V48H169ZM171 46H172V48H171ZM182 46H183V48L185 47V50L184 49H182ZM214 46V45H213ZM219 46V45H218ZM221 46H219V47H221ZM225 46H223L222 47V49L225 47ZM227 46H229V47H227ZM234 46H236V47H234ZM34 47V48H33ZM36 47V48H35ZM47 47H48V49H50V48H52L53 50L54 49H56V51L57 50H61V52L60 51H58V52H60V53H58V56L57 57H59V58H57V60H58V62L56 61V63H54L55 65H52V61H50V64L51 65H49L48 63H49V61H47L48 59H47V56L49 57V55H48V53L50 52H46L45 50H47L48 51V49H47ZM59 47V48H58ZM60 47H62V48H60ZM91 47V48H90ZM95 47V48H94ZM136 47V48H135ZM113 48H116L117 50H115V49H113ZM119 48H120V50H119ZM166 48V49H165ZM210 48V47H209ZM35 49V50H34ZM65 49H67L66 50V52L64 53V57H60V54H61V56H63L62 55V52H64V50ZM71 49H73V51H71ZM77 49H79V51L81 50V52L80 53H78V54H76L77 52H79ZM84 49H86V51L89 53L88 55H87V53H86V51H84ZM121 49H122V53L120 52L121 51ZM124 49L126 50V53H127V51H128V54H126V53H124L125 51H124ZM130 49V50H129ZM134 49V50H133ZM168 49H171V50H168ZM184 50V51H182V50ZM197 49L199 50V51H201V52H199V51H197ZM205 49H206V51H205ZM234 49V50H233ZM33 50V51H32ZM37 50V51H36ZM43 50H44V52H46L45 54H47V56L44 54V57L46 56V62H48V63H46L45 61H44V57L41 59L40 58V61L42 62V60L44 61L43 63H42V67H46L45 68V70L44 69H42L43 70V73H39V71L38 72H36V70H35V65L37 66V68H38V66L39 65H37V64H39V63H41L39 60H38V54L41 52V55L43 54ZM51 50V49H50ZM76 50V51H75ZM112 50H114V52H116V53H113L112 52ZM118 50H119V52H118ZM136 50H138V52L136 51ZM230 50V49H229ZM253 50V49H252ZM68 51H70V53L71 52H73L72 54H70V53H68ZM99 51H100V53H99ZM110 51V52H109ZM181 51H182V53H181ZM203 51V52H202ZM242 50H240L239 49V51H238V48L235 50V53L236 52H241ZM254 52H258V53H254V52H252V54L253 55H255L256 57L260 54V52L259 51H264V49H256V50H253ZM39 52V53H38ZM53 52H55V51H53ZM75 52V53H74ZM93 52V51H92ZM131 54H130V53ZM133 52V53H132ZM221 52V51H220ZM225 52V50H223V52H221V53H219V51H218V53L216 52V55H215V53H214V55L215 56H213V59L215 60L214 61V65L212 66L213 68H214V71L216 72L217 71V74L219 73V70L218 69H222V68H220L221 66V64L223 63V61H225V60H223V57H224V55L222 54V53H224ZM230 52V51H229ZM228 52V50H227V53H229ZM38 53V54H37ZM95 53V54H96ZM112 53V54H111ZM120 53V54H119ZM137 53V54H136ZM36 54V55H35ZM54 55H56L57 53L55 52V53H53ZM70 54V55H69ZM81 54V55H80ZM94 54V53H93ZM109 54H111V55H113V56H109ZM122 54H124V55H122ZM140 54V55H139ZM195 54V55H194ZM201 55V57H200V55ZM219 54H222V55H219ZM241 53H239V54H237L238 56L240 55ZM31 55H32V57L33 58H31ZM40 55V54H39ZM53 55V56H54ZM67 55H69V56H67ZM72 55V56H71ZM74 55V56H73ZM77 55V56H76ZM78 55H80V56H78ZM85 55H87L88 57H86ZM97 55V54H96ZM95 55V56H96ZM120 55V56H119ZM132 55V57H133V59L134 60H132V57H130ZM135 55H136V58H138L139 59V61H138V59H136L135 58ZM43 56V55H42ZM51 56H52V50H51ZM51 56L49 57V58H51ZM76 56V58H74ZM94 56V57H95ZM125 56H127L126 58H127V60H125L126 58H125ZM182 56H183V58H182ZM203 56V57H202ZM30 57V58H29ZM41 57V56H40ZM90 57H92V56H90ZM89 57V58H90ZM103 58V60H102V58ZM122 57H124V59L122 58ZM144 59H143V58ZM165 57V58H164ZM198 57H199V59H198ZM215 57V58H214ZM219 59H218V58ZM222 58V60H221V63L219 62L220 61V59ZM256 57H253L252 56V61H251V63L252 64H254V63H256L257 62V58ZM28 58V59H27ZM36 58V59H35ZM54 58V57H53ZM53 58H51L52 60H53ZM64 59L63 60V64H62V61H60L61 59ZM68 58V59H67ZM85 58H84V61L86 62V60H85ZM97 58V57H96ZM107 58H112V59H110V62H111V60H113L114 58V60L115 61H117V63L118 62H120V64H118L117 65V63L116 64H114V63H111L110 64V62H108L106 59ZM129 58H130V60H129ZM141 58L143 59V61H141L140 62V60H141ZM164 58V59H163ZM55 59V58H54ZM122 59V60H121ZM154 59V60H153ZM156 59H157V61H156ZM161 59H162V61H161ZM186 59V60H185ZM224 59H226V55H225V58ZM28 60H30L29 61V64L27 63V61ZM68 60L70 61V62H68ZM92 60V59H91ZM93 60H94V58H93ZM104 60H106V61H104ZM136 60V61H135ZM165 60V61H164ZM181 63L182 61L184 62H182L184 65L185 64H187V65H189L188 67H190V66H192V67H190L191 69H195L196 70V68L198 69L197 70V73H196V71L195 70H192V71H190V72H185V71H182L181 70V72H180V69H179V71H177L176 73H178V72H180V73H178L177 75H179V76H176V74L175 73H173L174 71L172 70V69H177V68H173V67H175V66H177V64L178 63H176L175 64V62H178V61ZM181 60V61H180ZM187 60H189V62L187 61ZM195 61V62H192V61ZM217 60H219L218 62H217ZM227 60V59H226ZM39 62V63H37V62ZM76 61V60H75ZM74 60L72 61L73 62V65L75 66V64L77 63V62H75ZM89 61H90V59H89ZM128 63H127V62ZM132 61V62H131ZM160 61V62H159ZM200 61V62H199ZM67 63V64H65V63ZM75 62V63H74ZM85 62H84V66H86V68L87 69H89L90 67H92V66H90L89 65V67H87L88 65H86V64H88V62L85 64ZM143 62V63H142ZM149 62V63H148ZM165 62V63H164ZM33 63V64H32ZM47 64V66H49L48 68L53 72V70L55 71V72H58L57 74H55V72H53V74H54V77H53V75H52V77H53V79H52V83H50V78H47V76H46V72L45 71H49V69L47 68V66H45V64ZM89 63H92V61H90ZM125 63H127L126 65H125ZM151 63H153V66H152V64ZM155 63V64H154ZM199 63H203V65L202 64H199ZM218 63H219V65H218ZM28 64V65H27ZM44 64V65H43ZM60 66H59V65ZM95 63H93V65H94ZM149 64L151 65V67H152V69H149V71H148V66H149ZM163 64H165L164 66H163ZM33 65V66H32ZM64 65V66H63ZM69 65V64H68ZM67 65V66H68ZM73 65H72V67H73ZM92 65V64H91ZM182 65V64H181ZM187 65H185L186 66V68L188 69V67H187ZM31 68H30V67ZM40 66H41V64H40ZM51 66H53V67H55L53 70L50 68ZM70 66H71V64H70ZM69 66V67H70ZM95 66H97V64H95ZM95 66L94 67H92L93 69L95 68ZM164 68H163V67ZM183 66V65H182ZM185 66H183L182 67V69L183 70H186V69H184V67ZM197 66H199V67H197ZM215 66V67H214ZM216 66H217V68H216ZM76 67V66H75ZM108 67H112V66H108ZM114 68H116L115 66H113ZM112 67V68H113ZM123 67H125V68H123ZM135 67L137 68L138 67V69H135ZM150 67V68H151ZM158 67V68H157ZM166 67V68H165ZM195 67V68H194ZM203 67V68H202ZM219 67V68H218ZM29 70H28V69ZM33 68V69H32ZM57 68V69H56ZM74 68V67H73ZM72 68V69H73ZM156 68V70H154ZM206 68V67H205ZM215 68H216V70H215ZM26 69V70H25ZM48 69V70H47ZM57 71H56V70ZM59 69V70H58ZM69 68L67 67V70H66V68L64 69V70H66L67 72L70 70L71 71V68L68 70ZM74 69H76V68H74ZM108 69V68H107ZM159 69L160 70H163L164 69V71L163 72H165V71H167L168 72V74H167V72H166V74H167V76L168 77H166V78H168V79H165V77H164V81H162V76L160 75V74H162V73H159L160 71H159ZM166 69V70H165ZM201 69V70H200ZM244 69V68H243ZM24 70H25V72H24ZM33 71L34 73V75L33 74H31L32 72L31 71ZM112 70V69H111ZM110 70V71H111ZM124 70V71H123ZM22 71V72H21ZM69 71V72H70ZM75 71V70H74ZM77 71V70H76ZM90 71V70H89ZM92 71V70H91ZM105 71H106V69H105ZM109 71V72H110ZM116 71V70H115ZM114 71V72H115ZM148 71V72H147ZM158 72V74H156L157 72ZM173 71V72H172ZM239 71V70H238ZM245 71V70H244ZM242 69H240V71H239V74H238V77H241V75H240V72H244ZM258 71V70H257ZM30 74H29V73ZM50 72V71H49ZM51 72V73H52ZM63 74H62V73ZM60 73H61V76L62 77H65V76H67V75H69V73L68 74H65L63 71H61ZM66 72V73H67ZM108 72V71H107ZM113 72V71H112ZM152 72V73H151ZM156 72V73H155ZM194 72H193V75H194ZM263 72V71H262ZM261 72V73H262ZM5 73V74H4ZM70 73H73V70L70 72ZM82 73V72H81ZM93 73V72H92ZM91 73V74H92ZM118 73V72H117ZM182 73V75H180ZM210 73V72H209ZM212 73H214V72H212ZM254 73H256V74H258L257 72H254ZM253 73V74H254ZM259 73H260V70H259ZM260 73V74H261ZM6 74H7V76H6ZM45 76V79H44V76ZM90 74V73H89ZM90 74V75H91ZM97 74V73H96ZM108 74H110V73H108ZM107 74V75H108ZM114 74H116V73H114ZM113 74V75H114ZM146 74H148V75H146ZM153 74H156V76L154 75V77H153ZM173 74H175V79H177L178 80V78H180V76H181V78H182V76H183V79H179L178 81H180L178 84H177V82H175L174 80L172 81L171 79H173ZM242 74V73H241ZM245 74L246 73H244V74H242V79H243V81H242V83H245V82H247V83H245V84H243V87H249V85L251 84L250 83V81H248L247 79H246V77H245ZM65 75V76H64ZM81 75H83V74H81ZM85 75H86V73H85ZM94 75V74H93ZM111 75V74H110ZM189 75V74H188ZM207 75H209V74H207ZM29 76V77H28ZM35 76V77H34ZM48 76H49V74H48ZM51 76V75H50ZM103 76H104V73H103ZM210 76V75H209ZM31 77V78H30ZM38 77V78H37ZM51 77V78H52ZM58 77V78H57ZM88 77V76H87ZM90 77V76H89ZM113 77H116V76H113ZM171 77V78H170ZM219 77H221V75L220 76H217V78H219ZM245 77V78H244ZM8 78V79H7ZM10 78V79H9ZM24 78V79H23ZM27 78V79H26ZM30 78V79H29ZM86 77H84V79H85ZM107 78H108V76H107ZM126 80H125V79ZM129 78V79H128ZM195 78H197V77H195ZM216 78V77H215ZM241 78H239V80L241 79ZM36 81H35V80ZM45 80V82H44V80ZM55 79V80H54ZM65 79H66V77H65ZM90 79V78H89ZM93 78H91V80H92ZM95 79V78H94ZM97 79V78H96ZM100 79V78H99ZM103 79V78H102ZM113 79V78H112ZM1 80V79H0ZM6 80V81H5ZM37 80H39L38 82H37ZM47 80V81H46ZM59 80V81H58ZM67 80V79H66ZM86 80H88V79H86ZM103 80H109L110 81V76H109V79H103ZM103 80H101V81H103ZM129 80H131V81H129ZM176 80V81H177ZM184 82H183V81ZM5 81V82H4ZM8 81V82H7ZM100 81V80H99ZM153 81V83H151V84H149L150 82H152ZM156 83H155V82ZM207 81V80H206ZM210 81H211V79H210ZM209 81V82H210ZM49 82V83H48ZM65 82H66V84H65ZM72 82V81H71ZM87 82V81H86ZM98 82V81H97ZM96 82V83H97ZM124 82V83H123ZM162 82V83H161ZM173 82H175V83H173ZM182 82V83H181ZM207 83V84H210V83ZM59 83H60V85H59ZM103 83V82H102ZM108 83V82H107ZM135 83V84H134ZM173 83V84H172ZM202 83H203V85H201V86H203L202 88H205V93L208 91V90H206L207 88H208V85L207 86H205L204 87V84H205V82H203L202 81ZM211 83H212V81H211ZM250 83V84H249ZM261 82H259V84H258V86L259 85H261L260 84ZM4 84H6V85H4ZM35 84V85H34ZM48 84V85H47ZM51 84V85H50ZM88 84V85H87ZM104 84V83H103ZM102 84V85H103ZM106 84V83H105ZM119 84V86H117ZM122 84V85H121ZM124 84V85H123ZM175 84V85H174ZM185 84V85H184ZM3 85V86H2ZM46 85H47V87H46ZM76 85V86H75ZM99 85V84H98ZM101 85V86H102ZM112 85H113V87H112ZM141 85V84H140ZM143 85V84H142ZM186 85H188V87L186 86ZM54 86V87H53ZM79 86H80V88H79ZM82 86V87H81ZM96 86V87H95ZM104 86V85H103ZM106 86V85H105ZM108 86V85H107ZM132 86V87H133ZM137 86V85H136ZM146 86V87H147ZM166 86V85H165ZM168 86V85H167ZM180 86V89L181 88H183V89H185V91L183 90L182 91V93L180 94V91L182 90H180V89H177L178 87ZM201 86H199V87H201ZM35 87V88H34ZM43 87V88H42ZM45 87V88H44ZM79 89H78V88ZM85 87H87V89H86V91H88V89H89V91L87 92V94H85L84 93V91L85 90H83V89H85ZM117 87H119V88H117ZM129 87V86H128ZM139 87H141V86H139ZM160 87V88H159ZM169 87V86H168ZM171 87V86H170ZM169 87V88H170ZM173 87L171 88V90L173 89ZM188 88V89H186V88ZM190 87V88H189ZM199 87H198V90H199ZM207 87V88H206ZM60 88H61V90H60ZM77 88V89H76ZM81 88H83V89H81ZM97 89V91H96V89ZM110 88V89H111ZM130 88V87H129ZM150 88V87H149ZM159 88V89H158ZM165 88V87H164ZM164 88H162V89H164ZM167 88V87H166ZM211 88V87H210ZM67 89H68V91H69V93L67 94V93H64L63 91L65 90V92L67 91ZM90 89H93V91L91 92L90 91ZM113 89H115V90H113ZM131 89V88H130ZM144 89V88H143ZM162 89L160 90V91H162ZM190 89V90H189ZM209 89V88H208ZM222 89H224V92H226L225 91V88L223 87ZM53 90V91H52ZM57 91V92H55V91ZM79 90H82V93L79 91ZM95 90V91H94ZM107 90V89H106ZM125 90V89H124ZM174 90V89H173ZM179 90V91H178ZM204 90V89H203ZM62 92V93H60V92ZM108 91V90H107ZM128 91H129V89H128ZM137 91H138V93H137ZM141 89L140 90H138V88H133L130 92V94H131V96H132V99H130V100H135L134 102H132V101H130V100H128L126 97H128V96H126V97H124L126 100H128V101H130V102H132V103H134L135 104V107L133 108V110H132V105H131V107H130V109L132 110V114H131V117H130V115L129 114H127L128 116H126V115H124L125 117L124 118H127V119H125V120H127V121H129L130 120V122H132V118H133V120L134 121H136L138 124H140L141 125V127H143L144 128V130H147V128H148V130H153L151 133L153 134V136L155 137V135H159V133L162 131L161 129V127L158 125L157 127L158 128H156L157 129V131L155 132L154 131V129H155V123H149V122H147L148 120L150 121H152V119H151V117H152V115L149 113V111L147 112L146 110H144L146 107H143L144 106V102H145V98H146V94H145V96H144V92H142L141 93ZM221 91H223V90H221ZM89 92H91V93H89ZM151 92V91H150ZM154 92V91H153ZM158 92V93H157ZM196 93V95H195V93ZM214 92V91H213ZM45 93V94H44ZM52 93H53V95H52ZM55 93V94H54ZM61 95H60V94ZM137 93V94H136ZM152 93V92H151ZM162 93V92H161ZM161 93H159L158 95H156V96H160V94ZM191 93H192V95H191ZM200 93H199V95L198 96H202V95H200ZM209 93H210V91H209ZM211 93H212V91H211ZM50 94V95H49ZM70 94V95H69ZM127 94V93H126ZM175 94H173L174 96H175ZM180 94V95H179ZM223 94H225V93H223ZM45 95V96H44ZM67 95L70 97H67ZM72 95V96H71ZM137 95V96H136ZM141 95V96H140ZM171 95V94H170ZM195 95V96H194ZM205 95V94H204ZM203 95V96H204ZM206 95H208V92L206 93ZM205 95V96H206ZM57 96H58V98H57ZM66 96V97H65ZM93 96V97H92ZM130 96V95H129ZM139 96V97H138ZM144 96V97H143ZM149 96H151V95H149ZM153 96L152 97H150V99L152 100V98H153ZM156 96L154 97V99H158L159 100V98L157 97L156 98ZM173 96V97H174ZM192 96V97H191ZM202 96V101H203V103H202V101L201 100H198L196 97V100H195V103H200V105L202 106L205 102H206V100H204L205 98V96L203 97ZM57 98V101L54 99V98ZM60 97H62L61 99H59ZM92 97V98H91ZM188 97V98H187ZM222 97H226V95L225 96H222ZM43 98H45V101H44V99ZM63 98H65L64 100H62ZM67 98L68 99H70L69 100V102L71 101V100H73V102L71 101L70 103L69 102H67L66 100H67ZM94 98V99H93ZM123 98V101L125 100ZM136 98V99H135ZM138 98H140V99H138ZM175 98V97H174ZM204 98V99H203ZM207 98V97H206ZM228 98H229V96H228ZM28 101H27V100ZM30 99V100H29ZM32 99V100H31ZM35 99H37V100H35ZM53 99L55 100L54 102H51V100L53 101ZM58 99H59V101H58ZM92 99V100H91ZM138 99V100H137ZM183 99H185V100H183ZM226 99V98H225ZM35 100V101H34ZM49 100H50V104H49ZM64 101V102H62V104L63 105H61V101ZM94 100V101H93ZM125 100V101H126ZM144 100V102H142ZM168 100H169V98H168ZM175 100V99H174ZM188 100H190V101H188ZM198 100V101H197ZM27 101V102H26ZM42 101L44 102V103H42ZM66 101V102H65ZM124 101V104L126 103ZM149 101V100H148ZM181 101V102H180ZM192 101V102H193ZM40 102V103H39ZM48 102V103H47ZM122 102V101H121ZM139 102V103H138ZM167 102H171V97H170V101H167ZM176 102V103H177ZM33 103H35V104H33ZM38 103V104H37ZM47 105H46V104ZM55 103H59L58 105L57 104H55ZM67 103V104H66ZM128 103V102H127ZM127 103H126V105H127ZM172 103V102H171ZM190 103V104H189ZM129 104V103H128ZM143 104V105H142ZM168 104V103H167ZM173 104V103H172ZM33 105H35V106H33ZM40 105V106H39ZM42 105V106H41ZM48 107H46V106ZM119 105V106H120ZM126 105H124V108L126 109ZM151 105H152V103H151ZM174 105V104H173ZM194 105H197V104H193V106ZM39 106V107H38ZM56 106V107H55ZM94 106V107H93ZM148 106H149V103H148ZM152 106H154V104L152 105ZM172 106V105H171ZM176 106V105H175ZM179 106V105H178ZM178 106H177V108H178ZM96 107H99V109L98 108H96ZM183 107V108H182ZM192 107V106H191ZM200 107V106H199ZM199 107H196V108H199ZM96 108V109H95ZM127 108H128V105H127ZM150 108V107H149ZM93 109L95 110V112L93 111ZM99 111H98V110ZM103 109V110H102ZM124 109V110H125ZM129 109V108H128ZM127 109V110H128ZM186 109V110H185ZM187 109H188V111H187ZM97 110V111H96ZM105 110V111H104ZM114 110V111H113ZM143 110V111H142ZM183 110H185V111H183ZM45 111V112H44ZM113 111V112H112ZM130 111V110H129ZM146 111V112H145ZM187 111V112H186ZM94 112V114H92ZM107 112V113H106ZM128 112V111H127ZM185 112V113H184ZM51 113V114H52ZM136 113V114H135ZM140 113V114H139ZM146 114V117H145V119L147 118V116H149L148 117V120L146 119H144V116H145V114ZM90 114V115H89ZM105 114H106V116H105ZM149 114V115H148ZM190 114H191V112H190ZM100 116V117H103V116ZM107 115H108V117H107ZM109 115H111V116H109ZM113 115V116H112ZM133 115V116H132ZM22 116H23V118L25 119H20V118H22ZM41 116V117H40ZM44 116H45V118H44ZM88 116V117H87ZM97 116V117H96ZM135 116H136V118H135ZM137 116H138V118H137ZM142 118H141V117ZM177 116V115H176ZM179 116H181V115H179ZM2 117H3V115H2ZM17 117V118H16ZM61 117V118H62ZM27 118V119H26ZM41 118H43V119H45L44 120V123H46L47 124V126L44 124V123H42L41 121H43V119H41ZM89 118L87 119L88 121H89ZM130 118V119H129ZM152 118H155V117H152ZM165 118V117H164ZM163 118V119H164ZM168 118V120L169 119H171V117H167ZM137 119H138V121H137ZM140 119H142V120H140ZM20 120V121H19ZM23 120H24V122H23ZM28 120V121H27ZM60 120V119H59ZM58 120V121H59ZM62 120V119H61ZM60 120V121H61ZM93 120V119H92ZM165 120H167V119H165ZM196 120V119H195ZM26 121V122H25ZM51 121V120H50ZM141 121V122H140ZM194 120L192 119H190L189 121H187L186 123H183L182 122V124L179 126V127H176V123L173 121H171V123H173V125L171 124V123H168V122H166V123H163L164 124V130L163 131H165L166 132V134H170L169 136L170 137H173V138H175L178 134H175V133H177L176 131H180L181 129H183V127H185V126H188L189 124V127L190 128H192L191 127V124H192V122H193ZM30 122V123H29ZM36 122V123H35ZM64 122V121H63ZM170 122V121H169ZM32 123V124H31ZM34 123V124H33ZM40 123V124H39ZM62 123V122H61ZM65 123V124H66ZM85 123H86V121H85ZM142 123V124H141ZM144 123V124H143ZM145 123H146V125H145ZM194 123V122H193ZM19 124H18V127L17 128H20L19 127ZM25 124H26V126H25ZM27 124H29L30 126H27ZM37 124H39V125H37ZM41 124H44V127H43V125H41ZM58 124H59V122H58ZM147 124H151L152 125V127H151V129H149L150 128V126H148L147 127ZM171 124V125H170ZM183 124H185V125H183ZM73 125V124H72ZM157 125V124H156ZM175 125V126H174ZM183 125V126H182ZM34 126V127H33ZM37 126V127H36ZM39 126H42V127H39ZM48 126L51 128H49V129H47L46 130V128H48ZM58 126V125H57ZM63 126V125H62ZM67 126V125H66ZM80 126V125H79ZM170 126V127H169ZM35 127L37 128V131H36V129H35ZM63 127H65V126H63ZM68 127V126H67ZM74 127V126H73ZM76 127V126H75ZM82 127V126H81ZM80 127V128H81ZM85 127V126H84ZM87 127V126H86ZM86 127H85V129H86ZM146 127V128H145ZM154 127V128H153ZM175 128V131L173 130L174 128ZM180 127H182V128H180ZM188 127V128H189ZM35 130H34V129ZM60 128H62V127H60ZM70 128V127H69ZM71 128H72V126H71ZM70 128V129H71ZM170 128V129H169ZM178 128V129H177ZM59 129V128H58ZM62 129H64V128H62ZM77 129V128H76ZM82 129H83V127H82ZM84 129V130H85ZM142 129V128H141ZM155 129V130H156ZM186 129H187V127H186ZM32 130V131H31ZM46 130V131H45ZM67 130H68V128H67ZM72 130V129H71ZM78 130V129H77ZM81 130V129H80ZM91 131H92V129H90ZM94 130V129H93ZM160 130V131H159ZM172 130V131H171ZM185 130V129H184ZM189 130V129H188ZM27 131V132H26ZM33 131H35L34 133H33ZM72 131H74V129L72 130ZM79 131V130H78ZM85 131H87V129L85 130ZM90 131V132H91ZM96 131V130H95ZM97 131H99V129H97ZM169 131H171L170 133H168ZM182 132H183V130H181ZM186 132H189V131H187V130H185ZM185 131H184V133H185ZM192 131V130H191ZM88 132V131H87ZM132 132H134V131H132ZM142 132H143V129H142ZM150 132V131H149ZM154 132V133H153ZM172 132H173V134H172ZM181 132V133H182ZM23 133V132H22ZM42 133V134H41ZM55 133V132H54ZM83 134L85 133V132H82ZM150 133V134H151ZM180 133V132H179ZM34 134V135H33ZM48 134H51V135H48ZM80 133H78V134H76V135H79ZM151 134V135H152ZM81 135V134H80ZM94 135V134H93ZM136 135V134H135ZM150 135V136H151ZM158 135L156 136L157 138H158ZM176 135V136H175ZM46 136H47V138H46ZM82 136H84V135H81L80 137H81V139H80V141L82 140V139H84L85 140V138H82ZM115 136V135H114ZM140 136H141V134H140ZM140 136L139 135H136V137L135 136H133L132 137V139L134 140L133 141V149L131 150V151H127L128 150V144H127V142L126 141H124V140H122V139H117L119 136H115V139L113 138V140L115 141V144H114V153H116L121 159H122V157L127 153V152H130L132 155H134V157L136 158V160L139 162V163H142V164H148V163H150V161H148V160H153L154 158H156V156H155V151H154V149L156 150V144L153 142V140H154V138H153V136H151V138L153 139H150L149 141H150V143H148V144H146L145 143V141L143 142V143H145V144H142V141L141 140H139V138H140ZM179 136V135H178ZM26 137V138H27ZM45 137V138H44ZM84 137H86V140H87V136H84ZM137 137H139V138H137ZM155 137V138H156ZM15 138H18L17 140L15 139ZM27 138V139H28ZM39 138V139H38ZM50 138V137H49ZM79 138V137H78ZM16 141H15V140ZM141 139V138H140ZM143 139V138H142ZM32 140V141H31ZM40 140H42V141H40ZM49 140V141H48ZM20 141V140H19ZM46 141H48V142H45ZM154 141H158V139L156 140H154ZM33 142H36V143H38V144H36V143H33ZM40 142V143H39ZM42 142H44V145L42 144ZM101 141L100 140H97L96 141V144H95V146H94V151H99V152H101L100 150L102 149V146H100L99 145V143H100ZM23 143V142H22ZM74 143V142H73ZM135 143V144H134ZM19 145H20V142L18 143ZM39 144H41V146L39 145ZM155 144V145H154ZM37 145H38V147H37ZM75 146H76V144H74ZM73 145V146H74ZM78 145V144H77ZM145 145V146H144ZM152 145V146H151ZM17 146V145H16ZM71 145L69 144V147H70ZM96 146H97V148H96ZM153 146H155V147H153ZM19 147V146H18ZM24 147H26L27 148V146L25 145ZM30 147H31V145H30ZM30 147H28L29 148V150L31 149L32 150V148H30ZM56 147V146H55ZM77 147V146H76ZM152 147V148H151ZM73 148H75V147H73ZM99 148V149H98ZM18 149V148H17ZM25 148H23V152L25 151L24 150ZM77 149H79V148H77ZM76 149V150H77ZM22 150V149H21ZM27 151H28V154L31 156V154L29 153V150L28 149H26ZM19 151V150H18ZM68 151V150H67ZM77 151H79V150H77ZM76 151V152H77ZM6 152V153H5ZM11 152H9V153H11ZM15 152V151H14ZM22 152V153H23ZM26 152V151H25ZM70 152L71 151H68V154H70ZM73 152H74V150H73ZM107 152V151H106ZM106 152H104V153H106ZM21 152H20V154L19 155H22L21 157L22 158H24L23 156H25L24 155V153L22 154ZM31 153H32V151H31ZM43 153V152H42ZM104 153H102V154H104ZM152 153V154H151ZM35 154H34V157H35ZM10 155H13V154H10ZM17 155V154H16ZM27 155V154H26ZM28 155V156H29ZM37 155V154H36ZM43 155V154H42ZM75 155V154H74ZM152 155V156H151ZM2 156H3V158H2ZM28 156H25L26 158H24V160H26V161H24L23 159H20V160H22V164H23V166L25 167L26 166V169L29 171V172H27L26 170H25V172H24V174H25V177L27 178V180L29 179V180H31V179H33V181H32V183H34V184H32L33 186H35V185H37L36 184V182H39L38 184H45L46 182H47V179H46V177H47V173H45L44 172V170H43V168H44V166L46 167V164H44V165H38V167H34V169L33 168H31V166L30 165H32V164H34V163H32L31 164V162H33L34 161V159H33V161L31 160L32 158H34V157H30V158H28ZM38 156V155H37ZM81 156V155H80ZM18 157V156H17ZM16 157V158H17ZM79 157V155L77 156V158L74 156V160H75V158H76V161H73V163H75L76 162V164L75 165H77V168L79 169V170H77V172L79 173L80 172V170L82 169V168H79V163L81 164L82 162H81V160L83 159V158H78ZM82 157V156H81ZM15 158V157H14ZM19 158V157H18ZM8 159V158H7ZM7 159H5V160H7ZM11 159H12V157H11ZM28 159V160H27ZM78 159V160H77ZM147 159V160H146ZM14 160V159H13ZM20 160H18V161H20ZM31 160V161H30ZM49 160V159H48ZM119 160V159H118ZM160 160V159H159ZM185 159H183V161H184ZM187 160V159H186ZM186 160L184 161V162H186ZM9 161H10V159H9ZM12 161V160H11ZM27 161H28V164L29 165H27L26 163H27ZM38 161H40V160H38ZM37 161V162H38ZM42 161V160H41ZM40 161V162H41ZM72 161V160H71ZM120 161H122V160H119V162L118 163H120ZM146 161V162H145ZM157 161V160H156ZM181 160H179L178 162H179V164L182 162H180ZM8 162V161H7ZM39 162V163H40ZM48 162V161H47ZM154 162V161H153ZM177 162V161H176ZM175 162V164H178V163H176ZM49 163H50V160H49ZM48 163V164H49ZM152 163V162H151ZM155 163V162H154ZM174 163V162H173ZM173 163H169L168 164V167H169V165L170 164H173ZM122 164V163H121ZM121 164H119V166L121 165ZM161 164H162V162H161ZM167 164V163H166ZM79 165V166H78ZM163 165V164H162ZM121 166H123V164L121 165ZM160 167H161V165H159ZM159 166H158V168H159ZM215 166V167H214ZM214 166H212V169L214 168V169H216L218 166H216V165H214ZM219 166H221L220 164H219ZM28 167H29V169H28ZM81 167V166H80ZM82 167H83V163H82ZM163 167V166H162ZM161 167V168H162ZM164 168H166V167H164ZM219 168V167H218ZM45 169V168H44ZM31 170H32V172H31ZM220 169H218L217 171H219ZM47 171V170H46ZM85 172V173H83V172ZM154 171L155 170H153V173H154ZM28 173V175H27V173ZM63 171H61L60 173H62ZM156 173H157V171H155ZM160 172V171H159ZM161 172H163V171H161ZM160 172V173H161ZM164 172H166L165 170H164ZM159 173L158 175H156V174H153V176H155L156 175V177H158L159 175L161 176V175H164L165 173ZM65 173V174H64ZM64 173L63 174H61V175H59L58 177L59 178H57V180L60 182H66V180H68L69 179V176H70V174H66V172L64 171ZM82 173V174H81ZM81 173H79L80 175H83L84 177H85V175H87V173L88 172H86L84 169H82L81 170ZM168 173V174H167ZM166 174L168 175H166V177L165 176H163V177H161V178H156V177H154V181L152 180L150 183H151V185L152 186H154L153 188H155V187H157L158 186V184L159 183H161L162 184V182L164 181L165 183L164 184H162L161 185V187L162 188H165L166 189V192H167V194L169 195V194H173V196H172V198L174 197V190H173V188H171L172 186L170 185L171 183H169L168 181L171 179L170 178V174H169V172H167ZM190 172H188V174H189ZM49 174V173H48ZM90 174H92V173H90ZM89 174V175H90ZM106 175V174H105ZM159 176V177H160ZM62 177V178H61ZM66 177V178H65ZM87 178H88V176H87ZM86 178V179H87ZM117 179H118V177H116ZM120 178V177H119ZM163 178H165V180L163 179ZM64 179H66V180H64ZM86 179H85V185L84 186H87V187H85V188H87L86 190H84L83 192H85V191H89V189H90V192H88V193H83L82 192V194L81 195H79V196H75L76 198L74 199V195L76 194V193H74L71 197H73V199L74 200H76L77 199V201H76V203L71 207V208H66V210L65 209H62L63 208V206H62V210H64V214H63V219L62 220H64V218L66 219L65 221H66V227H65V225H64V227L65 228H58V229H55L54 228V224L53 225H51L52 223H50V221H51V219H52V221L54 222L55 220H53V215H50V216H52V217H50L49 216V214H51V213H49L47 216H49L48 218H50L49 220L48 219H44L43 221H48V224L50 223V225H48V226H53V228H51L52 230H51V233H49V234H51V236L50 237H48L49 236V234L47 233L48 231L50 232V229H45L44 228V226H46L43 222H42V219H43V217L45 216L46 217V212H45V214L43 215V217L38 213V212H41L43 209H45L44 207H43V204L45 203L44 202V200H43V204L42 203H40L41 201H37V200H39L38 199V196H37V198H34L35 196H33V195H35L36 193H34L33 195H30L29 197H28V193H26L27 194V197H26V199H27V201L29 200V205H28V203H27V201L25 200V202H26V204L28 205V208H26V206L27 205H25L24 203L25 202H23V205H22V207L23 206H25V207H23L25 210H24V212H28V213H30L29 211H31V209L32 210H36L35 212H37L42 218L40 219V223L42 222L43 224V229L45 230H43V229H40L38 226H40L41 224L40 223H38V225H37V227L43 232V233H45L46 232V234H48V236H47V238H48V240H47V242L48 243H51V248H50V246H47V247H49V250H50V255H51V253H52V255H51V257H53V254H54V257H53V259L54 260H56V261H54V262H56V264H264V236H260V237H255V240L253 241L252 239H251V236L249 235V234H247L246 235V237L248 238H245V234H242V235H240L241 234V232H237V233H239V236H238V238L240 237V236H242L241 238L243 239V238H245L246 239V241L244 242V243H242L241 241H242V239L241 238H239V239H241V240H239L238 238H237V233L236 232H234V234L232 233V232H224V235H223V232H222V234H221V236H219L218 235V233L216 234H213L212 235V233H210L209 234V232H207V233H205V232H194V231H191V228L189 227V225H188V221H187V223H186V220H184V219H182V218H180L179 220H175L174 222H172V224H171V222L169 223V222H167L166 224H165V222H163L162 223V221L161 220H157V218H155V217H153L152 215H150L151 216V218H149L150 219V221H149V219L148 220H146L148 217H150V216H148L147 218L145 217V216H143V219H145V221H144V223L145 222H149L148 224L147 223H143V225H144V227H150L151 228V226H152V230L154 231L153 233H155V230H156V232L157 233H155V234H150L149 233V231H150V229L148 230V228L147 229H145L144 227H142L143 225H141L142 223H141V221H142V215H144L142 212H140V209L142 208V206H138V205H133L132 203H131V205H133V210H134V208L136 209V211L135 212H132V213H130V216L131 217H133V215L134 216H139V218L141 219L140 220V225L139 226H141V228H139V226L136 224V223H139V222H136V220L138 219H136V217H134V218H132V222L134 223V222H136L135 224L137 225L134 229H133V234H134V232L136 231L137 233H138V235L140 234H142V233H144V230L145 231H147V232H145L141 237H144V235H145V239H143V238H141L140 237V235L138 236L139 237V239L137 240V242L135 243V244H137V245H133L131 248H130V250L128 251V253H126V252H121V254L123 255L124 253H126L125 255H123V257L121 256H118V255H120V253L118 252H116V253H113V254H116L115 256L113 255V254H109L108 253V255H110L108 258L105 256L106 254H104V256L106 257V259H103V262L101 261V262H99L100 260H102V259H99L98 260V258L97 259H95V261L92 259V254H94V255H96L95 254V251H93L92 252V247H91V245L90 244H88V245H90V247H89V249L88 248H85V249H83V250H80L79 248H80V245H83V244H80L79 245V247L78 248H74V246L76 245H71V246H73V250L74 249H77V250H80V252H77L76 250L75 251H71L70 249H71V247H69V245L72 243V242H75V241H77V243H78V240H75V238H77L78 239V237H81V235H79L78 237H77V235L74 237L73 236V233L75 234V232H77L76 230L78 229V224L80 223V221L78 222L77 220H78V217L77 218H75L76 216H78L81 212H82V214H83V212L84 213H86V216H90L91 215V217H94V218H98L100 215H101V217H99L100 219H102V218H104V216H102V214H104V215H106V213L105 212H110V210L112 211V209H113V204H114V202H116V201H118V203H117V205L118 206H120V208H121V206H122V204H125V202L127 201L126 200V196L129 194H127V192H126V189L128 188L129 190L131 189V190H133L134 188V184H132V182L130 183L129 181L127 182L126 180H124V179H122V178H120V179H122V181L121 182H123V180H124V182L126 181L128 184V186H130L131 188H129L128 186H126V184H124V185H122L121 183L118 185V186H115L114 184H116V183H114L116 180H114V181H112L113 179L112 178H109V180H108V178L107 179H105V180H102V182H104L105 184H102V183H98L96 186L98 187V188H100L101 189V187L103 188V189H105V190H103V189H101V190H103V191H101L100 192V189H98L97 188V192H98V199H94V192H96V188L95 187H93L92 186V182H94V181H90V180H88V181H86ZM155 179H157L158 181H156ZM163 179V180H162ZM166 179H167V181H166ZM26 180V181H27ZM28 180V181H29ZM63 180V181H62ZM159 180H160V182H159ZM101 181V180H100ZM99 181V182H100ZM113 182V184L112 183H110V182ZM30 182V181H29ZM60 182V183H61ZM71 182V181H70ZM86 182H89V184L88 185H86ZM166 182H168V183H166ZM171 182V181H170ZM106 183L109 185V183H110V186H108L107 185V187H104V186H106ZM119 183V179L117 180V184ZM131 185H134V186H131ZM42 184V185H43ZM67 184V183H66ZM189 184V183H188ZM89 185H91V186H89ZM99 185H101V186H99ZM104 185V186H103ZM115 187H114V186ZM88 186H89V188H88ZM113 186V187H112ZM109 187V188H108ZM111 187V188H110ZM126 193V195L124 196V192L122 191V190H119L120 188ZM187 187L189 188L190 186L189 185H187ZM187 187H186V189H187ZM95 188V189H94ZM169 188H171L170 190H169ZM191 188V187H190ZM93 191H92V190ZM109 189V190H108ZM111 189V190H110ZM113 189V190H112ZM186 189H184V191H186ZM106 190H108L107 192L110 194V196H109V198H108V196H107V194H106V192H104V191H106ZM130 190V191H131ZM192 190V189H191ZM190 190V191H191ZM113 191V192H112ZM116 191H119V193L118 194H120L119 196H117L118 194L116 193ZM128 191V190H127ZM169 191H170V193H169ZM91 192H93L92 194H91ZM103 192V193H102ZM187 192V191H186ZM188 192H189V189H188ZM32 192H30L29 194H31ZM69 193H71V192H69ZM90 193V194H89ZM105 193V194H104ZM122 193H124V194H122ZM84 194V195H83ZM86 194H89L91 197H93V199L89 196V195H86ZM115 195V196H111V195ZM117 194V195H116ZM86 195V196H85ZM100 195V196H99ZM123 195V196H122ZM171 195H170V197H171ZM90 198H89V197ZM114 199H113V198ZM117 197V198H116ZM125 197V198H124ZM28 198H30V199H28ZM85 198H87V199H89V200H87V199H85ZM113 199V200H110V199ZM69 199H71L70 198V196H69ZM116 199V200H115ZM115 200V201H114ZM124 200H126V201H124ZM133 200V199H132ZM71 201H72V199H71ZM113 201V202H112ZM37 202V203H36ZM67 202H69V201H67ZM113 204H112V203ZM129 202V201H128ZM128 202H126V204H125V206L123 205L122 207H124V211H125V209H127L126 208V206H127V203ZM133 203H136L134 200L132 201ZM72 203V202H71ZM64 204V203H63ZM137 204V203H136ZM131 205H129V206H127L128 207V209H129V207L131 208ZM113 206V207H112ZM61 207V206H60ZM59 207V208H60ZM69 207V206H68ZM139 207V208H138ZM107 208V209H106ZM112 208V209H111ZM119 208V207H118ZM119 208V209H120ZM258 208L259 207H257V211H255L256 213L259 211L260 213H264L263 211H264V207L262 208L263 209V211H262V209H261V207H260V209L258 210ZM27 209V210H26ZM68 209V210H67ZM143 210H144V208H142ZM141 209V210H142ZM20 210H22V209H20ZM46 210V209H45ZM121 210H123V208H121ZM120 210V211H121ZM132 210V211H133ZM139 210V211H138ZM34 211L33 212H31V213H34ZM47 211V210H46ZM262 211V212H261ZM24 212H17V214L18 213H20V214H18L17 216H20L21 215V213H22V217H19L20 219H21V221L23 222L24 220V222L26 223V225H28V226H26L27 228H29V230L32 228V232L33 231H35V232H40V230H38V228H36L35 226H34V224L32 223V222H34V221H37V220H35V219H38V216H37V218H34V216H28L29 214L26 212V213H24ZM59 212L60 213H62L61 212V210H59ZM130 212H131V210H130ZM136 212H138V214L136 213ZM144 212V211H143ZM43 213V212H42ZM134 213H136V214H134ZM142 214V215H140V214ZM16 214V213H15ZM27 215L26 217H24V220H22L23 219V215ZM132 214V215H131ZM34 215H35V213H34ZM37 215V214H36ZM36 215H35V217H36ZM81 215V214H80ZM80 215H79V217H80ZM95 215V216H94ZM6 216H9V215H6ZM11 216V215H10ZM14 216V215H13ZM13 216H11L9 219H7L6 221H9V226H8V230H9V232H10V229L11 228H17V225H19L21 222L20 221H18L19 220V218H17V216L15 215L14 217ZM12 217H13V219H14V221H12L11 219H12ZM15 217H16V219H18L16 222H18V224L16 225L15 224ZM31 217H33V220L31 221L30 219H31ZM26 218V219H25ZM40 218V217H39ZM95 219L96 221L98 220L99 222H96L95 221V223H96V225H97V223H100V224H102V221L98 218V219ZM153 218H155V219H153ZM2 219H4V218H2ZM6 219V218H5ZM55 219V218H54ZM131 219V218H130ZM133 219H136V220H134L133 221ZM103 220V219H102ZM152 220V221H151ZM1 221V220H0ZM51 221V222H52ZM101 221V222H100ZM139 221V220H138ZM142 221V222H143ZM155 221H157V222H155ZM5 222V221H4ZM10 222H12V223H10ZM20 222V223H19ZM23 222V223H24ZM154 222V223H153ZM159 222V223H158ZM2 223V222H1ZM91 223H93V224H95L94 223V220H93V222H91ZM90 223V224H91ZM153 223V225H151ZM185 223V224H184ZM3 224V223H2ZM6 224V223H5ZM4 224V227L6 226ZM11 224V225H10ZM30 224V225H29ZM57 224V223H56ZM92 224V225H93ZM155 224H158V225H156V226H154ZM160 224V225H159ZM168 224H170V225H168ZM187 224V225H186ZM14 225V226H13ZM41 225V226H42ZM99 225V224H98ZM145 225H147V226H145ZM174 225V226H173ZM21 226H23V229L25 228V224L23 225L22 223L20 224V227ZM32 226V227H31ZM34 226V227H33ZM40 226V227H41ZM47 226V228H50V227H48ZM57 226V225H56ZM55 226V227H56ZM79 226H80V224H79ZM154 226V227H153ZM172 226V227H171ZM3 227V228H4ZM7 227V226H6ZM5 227V228H6ZM58 227H61V226H59L58 225ZM81 227V226H80ZM79 227V228H80ZM169 227V228H168ZM1 228H2V226H1ZM0 228V229H1ZM27 228H25L24 229V231L26 230V232L24 233H20L19 232V230L21 229H17V231L14 229H12L13 230V232L15 231V232H17V233H15L14 232V234L11 232V233H9V235L10 234H13V236L12 235H7L8 237H10V240H12V241H9L8 239H4L3 241V244H2V246L1 247H9V248H11V249H6L7 250V252H8V254H10V252H12L14 249H15V251H21V250H23V249H25V250H23V251H21L20 252V254H24L23 256H22V258L23 257H25L23 260H21L20 262H18L19 261V259H17L18 261V263H20V264H22V263H25V262H22V261H27L28 260V262H26L27 264H35V261H37V260H39V259H41L40 257L42 256V257H44L43 255H42V253H45L46 254V252H48V250H43L44 249V247L43 246H41L40 247V245H41V243H40V245H39V243L36 241V237H37V233L36 234H32V236H31V232L30 231H28V229ZM34 228H36V230L34 229ZM84 228V227H83ZM185 228V229H184ZM23 229H22V231H23ZM81 229H82V227H81ZM143 231H142V230ZM4 230V229H3ZM6 230H7V228H6ZM7 230V231H8ZM62 230V231H61ZM75 230V231H74ZM79 231H80V229H78ZM6 231V233H8ZM21 231V230H20ZM21 231V232H22ZM74 231V232H73ZM78 231V233H81V232H79ZM140 231V232H139ZM29 233V235L30 236H28V234H27V236L28 237H31L30 239H33L32 237H34L33 235H35L36 237L33 239V240H31L32 242H35L36 241V245L37 246H39L40 247V249H39V247H37L38 248V250H37V248L36 247H34V243H31V244H33V245H31V246H33L34 248H36L34 251H38L39 252V250H43V252L42 253H40L41 255H39L40 257H39V259H36V258H38V257H36L39 253H37L36 254V256H35V252H34V254L32 255V254H30V251H32L31 249H33L32 247H31V249H29V248H27V250H26V247H28L29 245H28V243H30V241H29V239H27L28 240V242H27V240H26V238L25 237H27V236H25L24 238H25V240H23V241H25V243L27 242V245L28 246H26V244L25 243H22L23 241L21 240V239H23L22 237H23V235H26V233ZM41 232V233H42ZM135 232V234L136 235H134V237L135 236H137V233ZM142 232V233H141ZM151 232V231H150ZM19 233H20V235H19ZM41 233L39 234L38 233V235H41ZM191 233V234H190ZM230 233V234H229ZM236 233V234H235ZM146 234H149V235H147V237H146ZM209 234V235H208ZM260 234V233H259ZM258 234V235H259ZM16 235H18V236H20L19 238H21L20 240L22 241L21 243H19L20 241H19V238H18V236H16ZM83 235V234H82ZM244 235V236H243ZM3 236H4V233H3ZM54 236V237H53ZM11 237H14V238H11ZM27 237V238H28ZM137 237V238H138ZM218 237L219 238H221L220 240L218 239ZM2 238V237H1ZM4 238V237H3ZM5 238H7V237H5ZM39 239H38V241H40L41 242V238H40V236L38 237ZM47 238H45L44 237V239H47ZM74 238V239H73ZM83 238V237H82ZM237 238V239H236ZM79 239H81V238H79ZM134 239H136V237L134 238ZM249 239H250V241H249ZM257 239H259V240H257ZM261 239V240H260ZM18 240V241H17ZM216 240V241H215ZM219 240V241H218ZM223 240V241H222ZM229 240H231V241H229ZM238 240L240 241V242H238ZM2 241V240H1ZM0 241V242H1ZM46 241V240H45ZM80 241V240H79ZM136 241V240H135ZM225 241H227V242H225ZM47 242H46V244H47ZM82 242V241H81ZM119 242V244H121V241H118ZM220 242V243H219ZM246 242H248V244L246 243ZM251 244H250V243ZM254 242V243H253ZM55 243V244H54ZM83 243V242H82ZM230 243V244H229ZM240 243H241V245H240ZM118 244V246H116L115 247V250L116 251H118V249L117 248H120L121 246ZM20 245V246H19ZM35 245V246H36ZM50 245V244H49ZM55 245V246H54ZM59 245H62V246H59ZM67 245H68V247H67ZM87 245V244H86ZM214 245V246H213ZM228 245H230V246H232L231 248H230V246L228 247ZM249 245V247H246V246H248ZM19 246V247H18ZM21 246H24V247H21ZM45 246V245H44ZM85 246V245H84ZM83 246V247H84ZM226 246H227V248H226ZM244 246H245V248H244ZM254 246V247H253ZM21 247V248H20ZM43 247V249H41ZM46 247V246H45ZM55 247V249H53ZM83 247H81V248H83ZM86 247V246H85ZM16 248H20L19 250H17ZM63 248V249H62ZM227 249V252L225 251L226 249ZM29 249V250H28ZM46 249V248H45ZM48 249V248H47ZM223 249V250H222ZM228 249H230V250H228ZM0 250H2V248H0ZM4 251H5V248L3 249ZM10 250V251H9ZM61 250H62V252H61ZM67 250V251H66ZM88 250H91V252L90 253H92V254H88ZM3 251V252H4ZM14 251V252H15ZM27 251V252H26ZM45 251V252H44ZM53 251V252H52ZM83 253H82V252ZM120 251V250H119ZM2 252V251H1ZM1 252H0V254H1ZM7 252H5V254L7 253ZM33 252V251H32ZM31 252V253H32ZM72 252V253H71ZM84 252H86L85 254H84ZM13 253V252H12ZM11 253V254H12ZM79 253V254H78ZM96 253H98V252H96ZM100 253V252H99ZM98 253V254H99ZM227 253V254H226ZM2 254H4V253H2ZM1 254V255H2ZM14 254H18V252H15ZM12 255V256H14V258L11 256V259L13 258L14 260H15V262H14V260H11L10 262H13V263H11V264H18L17 262H16V258H19L18 256H20L19 254L17 255V257H16V255ZM31 255V256H29L28 257V255ZM97 254V256H99ZM101 254V253H100ZM103 254H102V256H103ZM0 255V256H1ZM27 255V256H26ZM48 255H49V252L47 253V257H48ZM88 255H91L90 257L88 256ZM111 255H112V257H111ZM6 256H8L9 257V255H6ZM32 256H35L36 258H33ZM83 256V257H82ZM96 256V257H97ZM104 256H103V258H104ZM3 257V256H2ZM2 257H0V258H2ZM8 257H6V259L8 258ZM16 257V258H15ZM31 257V258H30ZM50 257V256H49ZM74 257V258H73ZM81 257V258H80ZM85 257V258H84ZM114 257H115V259H114ZM21 257H20V259H22ZM85 259V260H83V259ZM89 258H90V261H89ZM4 259V258H3ZM34 259V260H33ZM1 260V259H0ZM10 260V259H9ZM42 260H44V259H42ZM51 259H49V261H50ZM98 260V261H97ZM5 261H7V263H9L10 264V262H8V260H5ZM31 261V262H30ZM48 261V262H49ZM94 261V262H93ZM40 263L42 262V261H39ZM39 262H37L36 264H38ZM54 262L52 261L51 263L52 264H54ZM93 262V263H92ZM25 263V264H26Z\"/></svg>",
  "mask_w": 264,
  "mask_h": 264
}]
</instances>
